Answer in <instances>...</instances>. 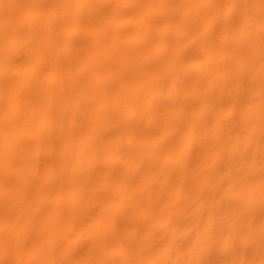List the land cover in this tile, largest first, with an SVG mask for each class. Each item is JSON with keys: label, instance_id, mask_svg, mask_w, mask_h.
Listing matches in <instances>:
<instances>
[{"label": "bare ground", "instance_id": "bare-ground-1", "mask_svg": "<svg viewBox=\"0 0 264 264\" xmlns=\"http://www.w3.org/2000/svg\"><path fill=\"white\" fill-rule=\"evenodd\" d=\"M13 1V0H12ZM18 1V0H17ZM35 1V0H34ZM37 1V0H36ZM79 1V0H78ZM90 1V6L93 4L92 2L94 1H99L98 3L100 2H104L106 3V5H100V7H97L98 9H103L104 7L107 8L105 9L103 12V14L101 16H93V17H88L86 19L87 22L86 23V28L88 27V30H86V34L84 37H82L81 39L79 40H74L72 38H69L68 41H67V37L64 35V37H66L65 39L62 38V34L61 33H58L59 35H61V39H59V36L58 34H56V37L54 38V40L56 41H59V40H63L62 42H60V45L62 48H59V46H57V51H58V55H56V57H54V59L50 60L48 59L49 61H52L51 64H46V62L44 64L48 65H53L54 66V70H55V73H52V76H50V74H45V70H38L36 71V74H34V77L30 76L32 79L30 81H26L18 76L20 75H17V73H12L8 78L6 79H1L0 80V182L2 181L3 178L7 177V176H10V175H15L16 173H19L15 178H13V182L10 181V183L16 185L21 183V180L22 179H25V177L28 175H31V171H36L37 168L35 169H32L33 167H39V165L37 164V166H35V160L37 158L40 159V157L43 155L45 156L47 150L49 149V152L51 153V155H53V152H54V155L57 154L58 152H60V147L65 143H69V148H71L72 146V152L74 151H79V153H72L70 154L69 157V165H68V168L62 170L61 172H63L64 175H66L65 178H62V179H65L64 182L65 184L64 185H70V186H76L75 188H71V192H70V196H61L57 195L58 199L55 200L58 201L57 203H60L59 206L57 207H54V214L49 212L47 209H45L43 206V209L45 214L47 216L50 217V215L52 217L51 220L49 221L48 225L46 227H42V228H37L35 229V233L36 234V237L41 233V238H45L43 237V232L45 230H49L51 231L52 230V227L55 222H56V219H58V217L55 219V215H56V210L57 209H62L63 207L62 206H66V204H69V205H72V210L74 211L75 207V201L77 199V197H80L79 195L80 194H83L84 196H86L85 198H87L88 200L91 199V198H98V194L96 193V189H95V186L99 185L100 183L96 184L97 181H101V182H104L106 185H105V191L104 193L106 194V197H110L112 195H116L118 197V199L122 200L123 198L126 197H129L130 194H132L133 192L137 191L138 190V187L136 185L137 183V180L139 178H137L136 176H132L128 173L129 170H136V171H140V174L141 175H145V173H149L151 170L153 171V169H156V168H159L162 167L161 165L163 164L164 165V161L167 159H165L164 155H165V152H167L166 150L170 148H175V151L176 149H180L182 148L183 151H181L183 154L182 155H179L177 154V157H172L174 159H171L167 162L166 164V168L165 170L167 169V171L171 172L170 174H174L175 177L173 178H178L176 181H177V184L179 186V182L182 183V181L188 176V179L191 177L190 174L192 173V169H194V167L192 168L193 166V163L191 162L192 160H190L191 158L193 159V161H195L194 163H196V158L197 157H202L203 158V155L206 154L209 155V152H211L212 148V144H211V134L209 133L210 136H206L204 137V139L198 143V144H194V145H190V143L186 142L185 144L184 143H181V141H179L183 135V133H181V129H183L185 131V127L188 125H190V123L192 124L194 121H193V117L194 118H197L199 115H200V112L202 108L200 107H194L195 109L192 111L191 110V107H193V105L191 104V102L189 101L188 98L194 96V95H198L197 99L200 98L201 102H202V105L207 102V101H210L212 102L213 98L215 99H221L220 96H222L220 93V91H218L219 87H213V88H205L204 87V78L207 76V73L210 72L208 71L209 69L211 70V68L209 69H200L198 71H195L194 69H185V65H183V62L186 64L187 62L186 61V58H190V56L192 54H196L197 52H200L202 53L203 51H207L208 49H206V47L210 46L209 43H212L213 40L211 41L210 39H212L211 35H204L206 37L202 38L200 37L198 40L197 38L194 39L195 37L194 36H197V35H193V33L191 34L190 32L191 31H194L195 33V28L197 29L196 26H198V21H194L196 23V25L194 26L192 23L194 22H190L192 21L191 18L193 17L194 18V15L197 17H202L203 15H197L199 12V9L198 7L195 8L197 9L198 13L193 12L192 10V13L191 15H193L192 17H189L188 15L189 12H191V6H195L196 7V4L195 1L197 2V4L199 3L198 1L199 0H184L182 1V4L180 3L181 1L180 0H177V2L179 1V5L176 4L177 2L174 1V0H171L172 2H176L174 3V5L171 4V1L169 0H161L162 2L160 3H157L155 0H80V2H78L76 5H75V8L77 10H72L74 12H72V14L70 13V17H71V20H73L72 16H74V14L77 15V13H81L82 14V11L85 10L86 6H87V2ZM211 1V0H210ZM225 1V0H224ZM223 1V2H224ZM263 1V0H262ZM261 1V2H262ZM0 2H6L5 0H0ZM25 2V1H24ZM32 2V1H31ZM39 2V1H38ZM205 2V1H204ZM217 2V1H216ZM215 2V3H216ZM227 2V1H226ZM232 5L236 4L239 2V0H232ZM249 2V1H248ZM252 2H254L252 0ZM1 3V4H2ZM40 3V2H39ZM61 2H59L60 4ZM96 3V2H95ZM240 3L242 4L243 1ZM247 3V2H246ZM37 6L39 4L35 3ZM64 4V3H63ZM158 4H161V5H158ZM192 4V5H191ZM202 4V3H201ZM211 4V3H210ZM61 5V4H60ZM59 5V7H60ZM67 5V4H66ZM89 5V4H88ZM94 5V4H93ZM223 5V4H222ZM3 6V5H2ZM37 6H36V9H37ZM41 7V5H39ZM58 6V5H57ZM77 6V7H76ZM192 6V7H193ZM209 6V5H208ZM220 6V5H219ZM229 7V5H226ZM231 6V5H230ZM238 6V5H237ZM241 6L240 8L243 9V5H239ZM244 6H245V3H244ZM262 6V5H261ZM264 6V5H263ZM13 7H16V6H13ZM12 7V8H13ZM52 7V6H51ZM62 7V6H61ZM67 7V6H65ZM203 7V5H202ZM214 8V6H212ZM256 7V5H255ZM46 8V7H45ZM50 8V7H49ZM70 8V7H69ZM93 8V7H92ZM200 8V7H199ZM224 8V7H223ZM251 8V7H250ZM51 9V8H50ZM87 9V8H86ZM181 9V10H180ZM205 9V8H204ZM220 9V7H219ZM225 9V8H224ZM245 9V8H244ZM255 9V8H254ZM33 10V9H32ZM53 10V9H52ZM57 10V9H56ZM64 10V9H63ZM68 10V9H67ZM93 10V9H92ZM183 10V11H182ZM210 10V9H209ZM223 10V9H222ZM239 10V9H238ZM260 10V9H259ZM180 12V14L178 15V13ZM189 11V12H188ZM221 11V10H220ZM224 11V10H223ZM263 11V10H262ZM6 12V11H5ZM50 12V11H49ZM52 12V11H51ZM77 12V13H76ZM87 12V11H86ZM178 12V13H177ZM182 12V13H181ZM187 12H188V15H187ZM210 12H213L212 10ZM209 12V13H210ZM218 12V11H216ZM227 12V11H226ZM237 12V10H236ZM39 13V12H38ZM54 13V12H53ZM61 13V12H60ZM69 13V12H68ZM89 13V11H88ZM195 13V14H194ZM208 13V12H207ZM206 13V14H207ZM220 13V12H219ZM234 13V12H233ZM3 14V12H2ZM90 14V13H89ZM100 14V13H99ZM105 14V15H104ZM55 15V14H54ZM67 15V14H66ZM72 15V16H71ZM87 15V14H86ZM85 15V16H86ZM91 15V14H90ZM95 15V14H94ZM104 15V16H103ZM178 15V16H177ZM190 15V16H191ZM219 15V14H218ZM221 15V14H220ZM228 15V14H227ZM32 16V15H31ZM58 16V15H57ZM64 16V15H63ZM83 16V15H82ZM84 16V17H85ZM103 16V17H102ZM180 16V17H179ZM209 16V15H208ZM217 16V15H216ZM226 16V15H225ZM229 16V15H228ZM34 17V16H33ZM45 17V16H44ZM81 17V16H80ZM224 17V16H223ZM222 17V18H223ZM208 18V17H207ZM215 18V17H214ZM235 18V17H234ZM237 18V17H236ZM232 19L230 18H226L225 21L228 20V24L227 22H225V26L227 28H231V26H238L236 25V23H238L237 19ZM239 18V16H238ZM1 19V18H0ZM5 19V18H4ZM33 18H31L32 20ZM42 19V18H41ZM60 19V17H59ZM75 19V18H74ZM77 19H78V16H77ZM105 19L106 22H103V20ZM126 19V20H125ZM197 19V18H196ZM200 19V18H198ZM204 19V17H203ZM201 19V20H203ZM217 19V18H216ZM225 19V18H224ZM264 19V18H263ZM37 20V18H36ZM56 20V19H55ZM54 20V21H55ZM67 20V19H66ZM79 20V19H78ZM190 20V21H189ZM195 20V19H193ZM214 19H212L213 21ZM258 20V19H257ZM45 21H46V18H45ZM70 21V20H69ZM77 20H75L74 22H76ZM83 21V20H81ZM101 22V23H98ZM122 21V22H121ZM160 21V22H159ZM162 21V22H161ZM179 21V22H178ZM205 21V19H204ZM219 22V20H217ZM222 21V20H221ZM9 22V21H8ZM51 22V21H50ZM48 20L45 24V27L47 29V32L52 28L51 26V23H50ZM215 22V21H214ZM223 22V21H222ZM221 22V23H222ZM262 22V21H261ZM260 22V23H261ZM1 23V22H0ZM5 23V22H4ZM40 23V22H39ZM45 23V22H44ZM71 24L73 22H70ZM80 23V22H79ZM162 23V24H161ZM178 23V24H177ZM180 23V24H179ZM193 25L194 29L191 27L190 25V28L189 26L187 27L186 25L190 24ZM194 23V24H195ZM256 23V22H254ZM264 23V22H263ZM6 24V23H5ZM32 24V23H31ZM65 24V23H64ZM63 24V25H64ZM69 24V22L67 23ZM66 24V25H67ZM77 24V23H75ZM161 24L162 25H167L165 26L166 27H169V28H166V30H164V26L161 27L159 26ZM169 24V25H168ZM202 24V23H201ZM208 24V22H207ZM258 24V22H257ZM262 24V23H261ZM39 25V24H38ZM81 25V24H80ZM172 27H171V26ZM210 25V23H209ZM263 25V24H262ZM4 26V25H3ZM72 25H70L71 27ZM76 26V25H75ZM211 26V25H210ZM257 26V25H256ZM259 26V25H258ZM9 27V26H8ZM41 27V26H40ZM60 27V26H59ZM69 27V26H68ZM81 27V26H80ZM158 27V29H156ZM161 28H164V29H160ZM173 27H176V30L175 28ZM185 27H187L185 29ZM225 27V28H226ZM252 27V26H251ZM3 28V27H2ZM32 28V27H31ZM36 28V26H35ZM44 28V27H43ZM77 28V27H76ZM82 28V27H81ZM143 28V29H142ZM170 28H173L175 31L172 32L171 34L168 33V31L171 30L173 31V29H170ZM239 29L241 27H238ZM238 28H237V32H238ZM259 28V27H258ZM264 28V27H263ZM18 29V28H17ZM39 30V28H37ZM67 29V28H66ZM84 29V28H83ZM183 29V31H182ZM185 30H188V34H186L187 32L184 31ZM202 29V28H201ZM200 29V30H201ZM207 29H209L207 27ZM233 29H236L235 27H233ZM12 30V29H11ZM14 30V29H13ZM33 30V29H32ZM57 30V29H56ZM55 30V31H56ZM63 32H64V29H62ZM68 31L67 32H70L69 29H67ZM73 31H75L74 29H72ZM79 30V29H78ZM157 30V31H156ZM163 30V31H162ZM212 30V29H211ZM15 31V30H14ZM12 31V32H14ZM37 31V30H36ZM42 31V30H41ZM40 31V32H41ZM52 31V30H51ZM50 31V32H51ZM161 31V32H160ZM167 33H166V32ZM198 31V29H197ZM202 31V30H201ZM208 31V30H207ZM215 31V30H214ZM236 31V30H235ZM34 32V31H33ZM32 32V33H33ZM185 32V34H184ZM200 32V31H199ZM212 32V31H211ZM239 34H240V37L239 38H236L233 39V41H231L229 44L233 43V47L235 49V47H240L239 49L242 50V52L244 50H248L250 48V45L248 47L247 44H252L253 43V46L255 44V46H260L264 43V36L261 35L262 33L259 32V30L257 31V29H254V28H241V30H239ZM11 31L9 32L8 28L5 26L4 27V30L0 29V61L5 57H8L9 59V56L10 57H19V58H28V56L31 55V52H19V54H11L9 53L10 50H9V41L10 39L12 38V33ZM39 33V32H38ZM37 33V34H38ZM46 33V32H44ZM166 33V34H165ZM66 34V32H65ZM68 34V33H67ZM72 34V32H71ZM74 34V33H73ZM146 34V36H149V38L147 40H144V43H141L140 44V40L142 39L143 40V35ZM208 34V33H207ZM231 34V33H230ZM41 35V34H40ZM45 35V34H44ZM47 35H51L50 34H47ZM55 35V34H54ZM187 35V38L189 37V35H191V42L196 40V42H190V40H187L186 36ZM232 35V34H231ZM37 36V35H35ZM58 36V37H57ZM76 36V35H75ZM171 36V37H169ZM201 36V35H199ZM210 36V37H208ZM39 37V36H38ZM71 37V35H70ZM208 37V38H207ZM214 37H215V34H214ZM29 38V37H28ZM26 38V39H28ZM59 40H58V39ZM74 38V37H73ZM210 38V39H209ZM233 38V36L230 38V40ZM13 39V38H12ZM15 39V38H14ZM20 39V37H19ZM19 39H16V41H18ZM31 39V38H30ZM35 39V38H34ZM49 39V38H47ZM187 44H186V41ZM190 39V38H189ZM194 39V40H193ZM205 40V44L208 43V46L206 47H203L204 44L202 42H200L199 40ZM207 39H209L211 42H208ZM39 40H42V38H39ZM45 41H47L46 39H43L42 40V43ZM64 40H66L65 42L66 43H63ZM71 40V41H69ZM73 42L76 41V43L78 42L79 43V46L78 43L77 45L74 44V43H70V42ZM107 40H109V42H106ZM201 40V41H202ZM235 40V41H234ZM14 40V42H16ZM49 41H53L52 39H49ZM54 41V42H56ZM229 41V40H228ZM34 42V41H33ZM69 42V43H67ZM190 42V43H189ZM201 44V45H198V43ZM246 42V45L243 44ZM249 42V43H247ZM12 43H13V40H12ZM17 43V42H16ZM19 43V41H18ZM27 43V42H26ZM41 43V45H42ZM109 43V44H108ZM214 43V42H213ZM21 44V42L19 43ZM18 44V45H19ZM34 44V43H33ZM72 44L73 46L77 47V48H73L72 47ZM216 44V43H215ZM227 44V45H229ZM243 44V45H242ZM257 44V45H256ZM260 44V45H258ZM15 45V44H14ZM26 45V44H25ZM32 46V44H30ZM56 45H58L56 43ZM148 45H151L150 46V49H148ZM213 46V44H211ZM232 45V44H231ZM245 45V46H244ZM12 46V45H11ZM22 46V45H21ZM39 46V45H38ZM43 46V45H42ZM51 46H53L51 44ZM66 46V47H64ZM147 46V49L148 50H154V54H152V57L150 59V56H148L147 54V50H145L144 48H146ZM243 46V47H241ZM263 46V45H262ZM19 48V46H17ZM16 47V48H17ZM25 47V46H24ZM23 47V48H24ZM48 47V46H47ZM54 47V46H53ZM216 47V46H214ZM230 47V45H229ZM246 47V48H245ZM17 48V49H18ZM22 48V47H20ZM49 48V47H48ZM55 48V47H54ZM116 48H119L122 50H124V52L120 55L119 53L115 52L116 51ZM205 48V49H204ZM210 48V47H209ZM33 49V48H32ZM37 49V48H36ZM40 49V50H39ZM42 48H38L37 51H41L43 52V56H50V54H46L44 51L41 50ZM52 49V48H51ZM144 49L145 51L142 52ZM227 49H228V46H227ZM45 50V49H44ZM50 50V49H49ZM56 50V49H55ZM53 50V51H55ZM118 50V49H117ZM121 50V51H122ZM169 50V51H168ZM216 51L219 50V49H215ZM247 50L245 52H247ZM258 50V49H257ZM14 51V50H13ZM47 51V50H46ZM193 51V52H192ZM213 51V50H212ZM224 51V50H222ZM232 51V50H231ZM264 51V50H263ZM32 55L33 57H38V52L36 51H32ZM48 52V51H47ZM50 52V51H49ZM167 52V53H166ZM215 52V51H214ZM45 53V54H44ZM231 53V52H230ZM228 53V54H230ZM253 53V52H252ZM52 54V53H51ZM118 54V55H117ZM241 54V53H240ZM199 55V54H198ZM242 55V54H241ZM249 55V54H248ZM41 56V55H39ZM122 56H125L124 59L126 58V56H128L130 58V62L128 63V65L126 64H122V62L124 61H120V58ZM172 56V57H171ZM174 56V57H173ZM194 55H192L191 57H193ZM196 56V55H195ZM216 56V55H215ZM238 56V55H237ZM258 56V55H257ZM31 57V61L30 63H36V60L35 58ZM149 57V59H148ZM205 57V56H204ZM33 58V59H32ZM44 58V57H43ZM49 58V57H48ZM123 58V57H122ZM175 58V59H174ZM207 58V56H206ZM244 59V57H241ZM239 59L237 58L238 60H242V59ZM250 58V57H249ZM47 59V58H46ZM174 59V61H173ZM214 59V58H213ZM216 59V58H215ZM232 59V58H231ZM256 59V57H255ZM13 60V59H12ZM20 60V59H18ZM24 60V59H23ZM126 60V59H125ZM195 60V59H194ZM234 60V59H233ZM250 60V59H248ZM258 60V59H257ZM256 60V62H257ZM3 61V60H2ZM6 61V60H5ZM43 61V60H42ZM199 61V60H198ZM202 61H203V58H202ZM215 61V60H214ZM240 61L238 64H240ZM243 61V60H242ZM252 61V60H251ZM23 62V61H22ZM29 62V61H28ZM48 62V61H47ZM189 62V61H188ZM193 62V61H192ZM191 62V63H192ZM201 62V61H200ZM208 62V61H207ZM213 62V61H212ZM218 62V61H217ZM220 62V61H219ZM219 62H218V66H219ZM224 62V61H223ZM233 62V61H232ZM232 62H229V64L227 62H225L224 65H227V67L231 66ZM235 62V61H234ZM245 62H248V61H245ZM250 62V61H249ZM248 62V63H249ZM37 63H39V61L37 60ZM41 63V62H40ZM43 63V62H42ZM41 63V65H42ZM125 63V62H124ZM189 63V64H191ZM236 63V62H235ZM234 63V64H235ZM6 64V62H5ZM222 64V63H221ZM254 64V63H253ZM33 65V64H31ZM36 65V64H35ZM188 65V64H187ZM193 65V64H192ZM197 65V63H196ZM201 65V63H200ZM236 65V64H235ZM234 65V66H235ZM9 66V65H8ZM222 66V65H221ZM220 66V67H221ZM222 66V67H223ZM233 66V65H232ZM237 66V65H236ZM239 66V65H238ZM246 66V65H245ZM1 67V66H0ZM29 67V66H28ZM31 67V66H30ZM38 67V66H37ZM35 66V70L37 68ZM43 67V66H42ZM52 67V66H51ZM50 67V68H51ZM187 67V66H186ZM199 67V66H198ZM215 67V65L213 66ZM219 67V68H220ZM221 67V68H222ZM226 66H224V68L226 69L227 68ZM253 67V66H252ZM41 68V67H40ZM49 68V69H50ZM208 68V67H207ZM217 69V65L215 67ZM222 68V70L224 69ZM235 68V67H234ZM246 68V67H245ZM6 69V68H5ZM26 69V68H25ZM32 68H30L31 70ZM52 69V70H53ZM144 69H151L153 72H155L157 74V80H156V86H160L159 88L160 89H163L164 87H168V88H171V91L172 92V95L167 99L165 100V110L163 111V115H167V110L168 113H172L175 117V120L174 121H169L167 120L168 122H174L172 125L174 126H169L170 129L168 128V124L170 125V123H166L167 126H165V128L163 129H167L168 128V131H164L163 129H161V127L159 125H157L156 123L154 124H150L148 128H142L140 123L141 121H137L136 118L134 119V116L131 115L132 113H135V111H139L142 113L145 114L146 117L144 118H151L150 114L151 112L153 111V108L157 107L156 104L153 103V99H149L147 98L148 97V93L150 92V90H148V87H145L143 84H141L138 80H137V75L139 74V72L143 71ZM228 69V68H227ZM244 69V67H243ZM12 72H13V68L11 69ZM10 70V71H11ZM29 70V69H28ZM34 69H32L33 71ZM48 70V69H46ZM150 70V71H151ZM242 70V69H241ZM9 71V73H10ZM31 71V72H32ZM74 71V72H73ZM149 71V72H150ZM151 71V72H152ZM5 72V71H4ZM3 72V73H4ZM16 72V70H15ZM30 72V71H29ZM34 72V71H33ZM50 72V71H49ZM147 72V71H146ZM245 72V71H244ZM1 73V72H0ZM6 73V72H5ZM144 73V72H143ZM243 73V72H242ZM29 74V73H28ZM101 74H105L103 76H107L105 77L106 80H108L109 82V87L107 86H104L102 85L100 82H102L101 80L98 81V80H95L96 78H98ZM244 74V75H243ZM241 74L240 72H238V70L235 69V71L232 72L231 76H230V79H232V81L236 78L237 80L239 79H245L246 80V77H247V74L243 73ZM141 75H143L141 73ZM140 75V76H141ZM5 76V74H4ZM61 76V77H60ZM123 76H128V78L124 79ZM145 76V75H144ZM155 76V75H154ZM178 76V77H177ZM249 76H252L253 79H251V77H247V78H250L251 79V82L255 83L254 85L252 84L253 87H257V90H258V86H261L262 87V91L264 90V77H261V78H258L256 76H253V75H249ZM22 77V76H21ZM74 77H80V78H84L82 81L80 80V83L79 86H70L69 85L71 84V81ZM123 77V78H122ZM143 77V76H142ZM238 77H242V78H238ZM256 77V78H255ZM62 78L64 79V81L62 80ZM104 78V77H103ZM108 78V79H107ZM140 78V77H139ZM147 78V77H146ZM154 78V77H153ZM61 79V80H60ZM99 79V78H98ZM145 80V77L143 78ZM142 79V80H143ZM235 79V80H236ZM29 80V78H28ZM92 80V82L94 81L95 84H88L87 83H90ZM128 80L130 81H134L132 84H126V82H129ZM141 80V79H140ZM141 80V82H142ZM143 80V81H144ZM154 80V79H153ZM253 80V81H252ZM65 84H62L63 82ZM150 81V79L148 80ZM67 82H69L67 84ZM74 82V81H73ZM79 82V81H78ZM137 82V83H136ZM207 82V81H206ZM100 83V84H99ZM131 83V82H130ZM67 84V85H66ZM87 85V86H86ZM146 85V84H145ZM154 85V84H153ZM65 86H68V91H67V87ZM149 86V84H148ZM155 85L154 87L157 88ZM251 87V89L253 88ZM150 88V87H149ZM260 88V87H259ZM124 89H127V93L125 91H123ZM67 92H65V91ZM261 90V88H260ZM261 91V93H262ZM129 92V94H128ZM157 92V91H156ZM219 92V93H218ZM224 92V91H223ZM251 92V91H250ZM164 93V91L162 92ZM170 93V92H169ZM257 93V92H256ZM260 93V92H259ZM264 93V91H263ZM68 94V95H67ZM161 94V93H160ZM220 96H219V95ZM225 94V92H224ZM249 94V93H248ZM252 94V93H251ZM258 94V93H257ZM128 95V97H126ZM169 95V94H168ZM68 96V97H67ZM70 96V97H69ZM165 96V95H164ZM185 96H188L186 99H185ZM219 96V98H217ZM246 96V95H245ZM250 96V94H249ZM163 97V95H162ZM196 97V96H195ZM224 97V96H223ZM158 98V97H157ZM244 98V97H243ZM164 99V98H163ZM214 99V100H215ZM147 100V101H146ZM158 100V99H157ZM161 100V99H160ZM72 102V103H71ZM200 102V103H201ZM210 102H208L210 104ZM219 102V100H218ZM70 103L72 104L71 106ZM198 103V102H197ZM69 104V105H68ZM190 104L192 105L190 107ZM207 107V103H205ZM214 104V103H213ZM216 104V103H215ZM261 104V103H260ZM162 105V104H161ZM261 106V105H260ZM72 108H75V110H72ZM161 108V107H160ZM164 108V107H163ZM262 108V107H261ZM172 112H171V111ZM204 110V108H203ZM9 112H15L13 115L9 114ZM260 112V111H259ZM255 113V114H252L253 116L250 118V116L245 119V121L247 120H253L255 121V123L259 120H260V117H261V113H262V110L260 113ZM212 113V112H211ZM136 114V113H135ZM160 114V113H159ZM162 114V113H161ZM198 114V116H196ZM204 114V113H202ZM202 114L200 116H202ZM205 114H208V113H205ZM212 115V114H211ZM169 116V115H167ZM171 116V115H170ZM196 116V117H195ZM206 117V115H205ZM264 117V116H263ZM143 118V119H144ZM157 118V117H156ZM262 118V117H261ZM153 119V118H152ZM198 119V118H197ZM200 119V118H199ZM204 119V118H203ZM257 121H256V120ZM259 119V120H258ZM264 119V118H263ZM64 120V121H63ZM140 120V119H139ZM162 120V119H161ZM165 120V119H164ZM206 120V119H205ZM208 120V119H207ZM214 120V118H213ZM249 120V121H250ZM251 120V121H252ZM157 121V120H156ZM155 121V122H156ZM163 121V120H162ZM161 121V122H162ZM193 121V122H192ZM201 121V119H200ZM203 121V120H202ZM247 121V122H249ZM250 121V122H251ZM145 122V121H143ZM198 122V121H197ZM257 122V123H258ZM142 123V122H141ZM202 123H205L204 121ZM210 123V122H209ZM214 123V122H213ZM221 123V122H220ZM264 123V122H262ZM148 124V123H147ZM146 124V125H147ZM161 124V123H160ZM196 124V123H195ZM194 124V125H195ZM208 124V123H207ZM217 124V123H216ZM254 124V123H252ZM260 124V122H259ZM61 127H59V126ZM143 125V123H142ZM193 125V126H194ZM222 125V124H221ZM255 125V124H254ZM261 125V124H260ZM187 126V127H188ZM191 126V125H190ZM191 126V127H193ZM197 126V125H196ZM205 125H203L204 127ZM215 126V124H214ZM214 126H210L209 128H213ZM223 126V125H222ZM259 126V125H257ZM160 127V128H159ZM174 127V128H173ZM190 127V128H191ZM200 127V126H199ZM208 127V126H207ZM189 128V129H190ZM218 128V126H217ZM220 128V127H219ZM194 129V128H193ZM197 129V128H196ZM204 129V128H203ZM206 129V128H205ZM208 129V128H207ZM206 129V130H207ZM257 129V128H256ZM37 130V134L39 136H36V134H32L34 133V131ZM187 130V129H186ZM205 130V131H206ZM215 130V128H214ZM170 131H174L173 133H170ZM213 131V130H212ZM29 132V133H28ZM191 132V131H190ZM31 133V134H30ZM193 133V132H192ZM188 134V132H187ZM215 134V133H214ZM217 134V133H216ZM191 135V134H190ZM200 135V134H199ZM219 135V134H218ZM260 135V136H259ZM259 137L260 139L264 140V124L263 126L259 127ZM193 136V135H192ZM196 136V135H195ZM203 136V135H202ZM224 136V135H223ZM227 135H225L226 137ZM191 137V136H189ZM224 137V138H225ZM187 138V137H186ZM185 138V139H186ZM212 138H215V137H212ZM190 139V138H189ZM193 139V138H191ZM218 139V137H217ZM222 139V138H221ZM227 139V138H226ZM259 139V138H258ZM201 140V139H200ZM214 141V140H213ZM216 141V139H215ZM226 141V140H224ZM197 142V141H196ZM250 142V141H249ZM247 142L246 144V147L248 146V144L251 146L252 143H249ZM253 142V141H251ZM259 142V141H258ZM82 143V144H81ZM245 143V141L243 142ZM192 144V143H191ZM263 144V143H261ZM63 145V146H64ZM182 145L184 146V148L182 147ZM57 146V147H55ZM68 146V145H67ZM217 146V145H216ZM224 147V146H222ZM59 148V150L57 149ZM62 148V147H61ZM64 148V147H63ZM67 148V147H66ZM68 149H62V152L66 151L68 153ZM216 148V147H215ZM243 148V147H242ZM248 148V147H247ZM246 148V149H247ZM52 149H57L56 151L53 150V152H51ZM77 149V150H76ZM252 149V148H251ZM181 150V149H180ZM215 150V149H214ZM220 150V149H218ZM238 150V149H237ZM264 150V149H263ZM120 151L122 152V154L119 156L120 154ZM179 151V150H178ZM177 151V152H178ZM56 152V153H55ZM61 152V153H62ZM213 152V151H212ZM220 152V151H219ZM239 152V151H237ZM263 152V151H262ZM49 153V154H50ZM59 153V154H61ZM108 154L110 155L111 157V161H104L101 159V154ZM215 153V151H214ZM221 153V152H220ZM252 153V151H251ZM250 152H248L247 150L241 151V154L239 153V155L241 157H245L246 155L248 154H251ZM254 153L258 154L257 152L254 151ZM261 153V152H259ZM118 156L116 157L115 156ZM168 154V153H167ZM174 154V153H173ZM181 154V153H180ZM189 154V155H188ZM232 154V153H231ZM256 154H255V157H256ZM262 154V153H261ZM63 155V154H62ZM179 155V156H178ZM217 155V154H216ZM233 155V154H232ZM253 155V154H252ZM251 155V156H252ZM57 156V155H56ZM59 156V155H58ZM122 156V157H121ZM167 157H169L168 155H166ZM173 156V155H172ZM221 156V155H220ZM224 156V155H222ZM249 156V155H248ZM247 156V157H248ZM254 156V155H253ZM17 157V159L15 158ZM49 157V156H48ZM55 157V156H54ZM62 157V156H61ZM106 157V156H105ZM171 157V156H170ZM205 157V156H204ZM215 157V156H214ZM217 157V156H216ZM232 157V156H231ZM259 157V155H258ZM261 158H263L262 156H260ZM13 158V159H12ZM58 158V157H57ZM104 158V157H103ZM200 158L197 159V161L199 162L200 161ZM201 158V159H202ZM210 158V157H209ZM220 158V157H219ZM242 158V159H243ZM15 159V161H13ZM65 159V158H64ZM213 159V158H212ZM216 159V158H215ZM225 159V158H223ZM236 159V158H235ZM248 159V158H247ZM260 159V158H259ZM190 160V161H189ZM226 160V159H225ZM232 160V159H231ZM251 160V159H250ZM263 160V159H262ZM65 161V160H64ZM167 161V160H166ZM209 161V160H208ZM233 161V160H232ZM232 161L231 164H232ZM235 161V160H234ZM238 161V159L236 160ZM240 161V160H239ZM238 161V162H239ZM245 161V159H244ZM249 161V160H248ZM246 161V162H248ZM252 161H253V158H252ZM261 161V160H260ZM40 162V161H39ZM59 162V161H58ZM145 162V163H144ZM207 162V161H206ZM211 162V161H210ZM42 163V162H41ZM56 162L54 161L53 157L50 156L47 161L41 166L43 167L44 169H48V168H52L51 170H53L52 173H55L56 174V171L59 169V168H62V166L58 163L57 165L55 164ZM224 163V162H223ZM241 163V162H240ZM243 163V162H242ZM249 163V162H248ZM256 163V162H255ZM258 163V161H257ZM192 164V165H191ZM209 164V163H208ZM216 164V163H215ZM226 164V162H225ZM235 164V162L233 163ZM239 165V163H236ZM261 164V163H260ZM259 164V165H260ZM221 165V164H220ZM195 166V165H194ZM197 166V165H196ZM200 166V164H199ZM235 166V165H234ZM241 166V164H240ZM216 167V166H215ZM222 167V166H221ZM224 167V166H223ZM227 167V166H226ZM239 167V166H238ZM42 168V169H43ZM65 168V167H64ZM219 168V167H218ZM245 167L243 166V169ZM257 168V167H256ZM263 168V167H262ZM39 169V168H38ZM147 169V170H145ZM205 169V168H204ZM213 169V168H211ZM224 169V168H223ZM240 170V168H238ZM237 169V170H238ZM40 170V169H39ZM50 171V169H48ZM146 172H145V171ZM164 170V171H165ZM207 170V169H205ZM218 170V169H217ZM225 170V169H224ZM246 170V169H245ZM142 171H144V173H141ZM166 171V172H167ZM191 171V173H190ZM194 171V170H193ZM199 171V169L197 170V172ZM203 171V170H202ZM212 170H210V173H211ZM31 172V173H30ZM38 172V171H37ZM44 172V171H43ZM60 172V171H59ZM196 172V173H197ZM206 172V171H205ZM218 172V171H217ZM226 172V171H225ZM247 172V171H246ZM249 172V171H248ZM262 172V171H261ZM41 173V172H40ZM49 173V172H47ZM139 173V172H138ZM161 173V172H160ZM199 173V172H198ZM203 173V172H201ZM215 173V172H214ZM221 173V172H220ZM233 173V172H232ZM231 173V174H232ZM238 173V172H237ZM251 173V172H250ZM260 173V172H258ZM33 174V173H32ZM39 174V173H38ZM45 173H43L44 175ZM50 174V173H49ZM59 174V173H58ZM61 174V173H60ZM129 174V175H128ZM134 174V173H133ZM165 174V173H164ZM188 174V175H187ZM195 174V172L192 173V176ZM207 174V173H206ZM213 174V173H212ZM216 174V173H215ZM219 174V173H218ZM226 174V173H225ZM241 176H244V174L240 173ZM257 174V173H256ZM62 175V174H61ZM152 175V174H151ZM156 175V173H155ZM158 175V174H157ZM202 175L203 177V174H200V176ZM205 175V174H204ZM208 175V174H207ZM211 175V174H210ZM209 175V176H210ZM221 175V174H220ZM229 175V174H228ZM238 175V174H237ZM24 176V177H23ZM27 176V177H28ZM165 176H168V172ZM195 176V175H194ZM191 177L190 180H192L193 182V179L196 180V177ZM199 176V175H198ZM206 176V175H205ZM219 176V175H218ZM230 176V175H229ZM256 176V175H254ZM53 177V176H52ZM57 179L58 178H61L60 176H55ZM139 177V176H138ZM212 177V176H211ZM237 177V176H236ZM235 177V178H236ZM54 178V177H53ZM145 178V177H143ZM159 179V177H157ZM156 178V180H157ZM162 178V177H161ZM181 178V180H180ZM193 178V179H192ZM205 178V177H204ZM28 179V178H27ZM99 179V180H98ZM142 179V178H141ZM167 179V178H166ZM169 179V178H168ZM198 179V178H197ZM202 179V178H201ZM219 179V178H217ZM221 179V178H220ZM252 179V178H250ZM258 179V178H257ZM6 180V179H5ZM8 180V179H7ZM6 180V181H7ZM10 180H12V178H10ZM34 180V179H33ZM42 180V179H41ZM130 180V181H129ZM150 180V179H149ZM148 180V181H149ZM152 180V179H151ZM206 180H210V179H206ZM205 180V181H206ZM224 180V179H223ZM249 180V179H248ZM260 180V179H259ZM32 181V179H31ZM51 181V180H50ZM55 181V180H54ZM58 181V180H56ZM63 181V180H62ZM99 181V182H100ZM155 181V180H154ZM175 181V182H176ZM198 181V180H197ZM196 181V183H197ZM211 181H214V180H211ZM4 182V181H3ZM2 182V183H3ZM27 182V180H26ZM38 182V181H37ZM43 182V181H42ZM78 182H81L83 183V185H78ZM140 182V181H139ZM146 182V181H145ZM153 182V181H152ZM161 182V180H160ZM159 182V183H160ZM173 182V181H172ZM184 182V181H183ZM204 181H201L200 183L201 184H205L203 183ZM208 182V181H207ZM36 183V182H35ZM34 183V184H35ZM49 183V182H47ZM53 183V182H52ZM58 183V182H57ZM143 183V182H142ZM187 182H185L184 184H186ZM189 183V182H188ZM187 183V184H188ZM212 183V182H211ZM240 183V182H239ZM30 184V183H29ZM28 184V185H29ZM41 184V183H40ZM80 184V183H79ZM147 184V183H146ZM150 184V183H149ZM152 184V183H151ZM150 184V185H151ZM154 184V183H153ZM176 183H174L175 185V188L173 190L175 191H171V195L177 191L176 190ZM186 184V185H187ZM190 184V183H189ZM200 184V185H201ZM215 184V183H214ZM249 184H251L249 182ZM247 184V185H249ZM7 185V184H6ZM5 185V186H6ZM20 185V184H19ZM27 185V184H26ZM213 185V183H212ZM211 185V186H212ZM219 185V184H218ZM222 185V184H221ZM235 185V184H234ZM240 185V184H239ZM1 186V184H0ZM3 186V185H2ZM32 186V185H31ZM43 186V185H42ZM62 186V184L60 185V187ZM170 186V185H169ZM180 186L182 187V190H183V193H180L182 192L181 191V188ZM179 186V192H176V193H179L178 195L176 196V199L174 198L175 195L171 198L170 196V189L167 190V196L169 195L171 199L168 200V202L171 203L172 206H170V203L167 202L165 208L167 207L166 210V213H165V216L163 215V213H159V216L162 215L164 217L168 216V214H170L169 217H166V220H164V222L159 218L157 219L156 216H155V213L156 212H162L163 209L161 207H158L160 208L159 210L160 211H156L155 209L157 208H154V209H151V210H155L154 213L151 214V217L145 219L146 221V224L145 221L143 220V222H140L139 219H138V216L137 214H132V212H127L126 213V210H121V213L122 211L125 212L126 214V217H128V220L124 219L127 221H125V224H128L129 222L131 223L130 221V218L132 216H135L136 218V221L133 222L134 223H142L144 225H146L147 228H152V230L154 229H157V228H162V230H164L165 232L168 233V231H171L170 235L168 233V237L170 236H173L171 234H174V230H176V226L174 227L173 226V231L170 230V226H172V223H171V219L173 217L172 213H170L171 209L168 210V207H173L174 205H177L179 204L180 202H183L184 198L183 199H178V196H180V194H182L183 196H180L179 198H182V197H185L187 193H185L186 190H184L183 188L187 187L182 184H180ZM193 186V185H192ZM204 186V185H203ZM206 186V185H205ZM204 186V187H205ZM223 186V185H222ZM246 186V185H244ZM243 186V187H244ZM7 187V186H6ZM14 187V186H13ZM22 187V186H21ZM33 187V186H32ZM31 187V188H32ZM45 187V186H44ZM82 187V188H80ZM149 187H152V186H149ZM148 187V188H149ZM220 187V186H219ZM3 188V187H2ZM10 188H12V186H10ZM29 188V187H28ZM42 188V187H41ZM69 188V186H68ZM67 188V189H68ZM70 188H69V191H70ZM80 188V189H79ZM103 188V186H102ZM146 188V187H145ZM158 188V187H157ZM190 188V187H189ZM188 188V189H189ZM202 188V186H201ZM207 188V187H206ZM232 188V187H231ZM238 188V187H237ZM7 189V188H6ZM44 188L41 189V192ZM52 189V188H51ZM61 189H65L64 188H61ZM66 189V190H67ZM99 189V188H98ZM150 189V188H149ZM167 189V188H166ZM203 189V188H202ZM246 189V188H245ZM1 190V189H0ZM4 190V189H3ZM2 190V191H3ZM14 190V189H13ZM12 190V191H13ZM29 190V189H28ZM27 190V191H28ZM58 190V189H57ZM60 190V188H59ZM80 190V192H79ZM162 190V189H161ZM160 190V191H161ZM221 190V189H220ZM230 190V189H228ZM243 190V189H242ZM11 191V190H10ZM37 191V190H36ZM48 191V190H46ZM52 191V190H51ZM56 191V190H55ZM140 191V190H138ZM145 191V190H143ZM159 191V193H160ZM192 191V190H191ZM195 191V190H194ZM225 191V190H224ZM244 191V190H243ZM249 191V190H248ZM4 192L6 193L5 197L2 195L1 191H0V197L1 195L4 197V204H6L7 206L6 207H11V204L13 203V201L15 200H18L19 199V195H20V192L18 193V198L17 196L15 197L14 195V198L10 197L7 195V192L6 190H4ZM9 192V191H8ZM35 192V191H34ZM39 192V191H38ZM57 192H60V191H57ZM65 192V191H64ZM63 192V193H64ZM132 192V193H131ZM148 192V191H147ZM150 192H154V191H150ZM149 192V193H150ZM165 192V191H164ZM198 192V190H197ZM205 192V191H204ZM203 192V193H204ZM223 192V191H222ZM227 192V191H226ZM236 192V191H235ZM11 193V192H10ZM8 193V194H10ZM17 193V192H16ZM29 193V192H28ZM27 192H22V194L20 195L22 197V201L21 203H24L26 205H29L31 202V199H26L24 201V196L28 194ZM48 193V192H47ZM68 193V192H67ZM130 193V194H129ZM185 193V194H184ZM195 193V192H194ZM193 195L192 198L196 197V193ZM201 193V192H198V194ZM233 193V192H232ZM33 194V193H32ZM36 194V193H35ZM38 194V193H37ZM52 194V193H50ZM54 194V193H53ZM66 194V193H65ZM100 194V193H99ZM140 194V193H139ZM144 194V193H142ZM152 195H156V192L151 193ZM161 194V193H160ZM189 194V193H188ZM202 194V193H201ZM200 194V195H201ZM207 194V193H206ZM209 194V193H208ZM212 194V193H211ZM217 194V193H216ZM236 194V193H235ZM245 194H247L245 192ZM249 194V193H248ZM257 194V193H256ZM31 195V194H30ZM29 195V198H31V196ZM41 195V193L38 195V197ZM55 195V194H54ZM64 195V194H63ZM150 195V194H149ZM155 195L150 198H148L149 200V203H151L152 201L151 200H154L153 198L155 197ZM199 195V196H200ZM223 195V194H221ZM254 195V194H253ZM34 196V195H33ZM36 196V195H35ZM34 196V198H35ZM45 196V194H44ZM47 196V195H46ZM53 196V195H52ZM83 196V197H84ZM100 196V195H99ZM102 196V195H101ZM143 196V195H142ZM191 196V195H190ZM198 197V200L196 198L193 199L194 202H202L201 205L205 204L206 205L208 204V202L210 203V200L209 198H207V202H205L204 200L206 199H201V201H199V198L201 197ZM206 196V195H205ZM214 196V195H213ZM235 197V195H233ZM244 196V195H243ZM10 197V199H9ZM37 197V198H38ZM51 197V196H50ZM103 197V196H102ZM105 197V195H104ZM117 197H116V200H117ZM132 197V196H131ZM140 197V196H139ZM148 197V196H147ZM203 197V196H202ZM207 197V196H206ZM210 197V196H209ZM219 197V196H218ZM217 197V198H218ZM223 197V196H222ZM264 197V196H263ZM17 198V199H16ZM33 198V197H32ZM40 198V197H39ZM42 198H43V195H42ZM56 198V197H55ZM84 198V199H85ZM114 198V197H113ZM143 198V197H142ZM152 198V199H151ZM159 198V196H158ZM225 198V197H224ZM243 198V197H242ZM246 198V196H245ZM36 199V198H35ZM35 199H33V203L35 202ZM135 199V198H133ZM167 199V198H166ZM174 199V201H173ZM211 199V198H210ZM216 199V197H215ZM219 199V198H218ZM221 199V197H220ZM229 199V198H227ZM251 199V198H250ZM2 200V198H1ZM45 200H46V197H45ZM54 200V199H53ZM81 200V199H80ZM92 200V199H91ZM102 200V199H101ZM115 200V202H116ZM143 200L145 201V199L143 198ZM160 200V198H159ZM165 200V199H164ZM163 200V201H164ZM172 202H171V201ZM188 200V199H187ZM204 202H203V201ZM252 200V199H251ZM259 200V199H258ZM24 201V202H23ZM40 201V200H39ZM47 201L50 203V201L47 199ZM104 201V200H103ZM113 201V200H112ZM110 201L112 204L114 202ZM136 201V200H135ZM143 201V202H144ZM155 201V200H154ZM158 201V200H157ZM161 201V200H160ZM212 201V200H211ZM225 201V200H224ZM236 201V199H235ZM238 201V200H237ZM241 202V200H239ZM246 201V199H245ZM38 202V201H36ZM94 202V201H93ZM100 202V201H99ZM109 202V200H108ZM109 202V203H110ZM118 202V201H117ZM147 202V201H146ZM159 202V201H158ZM157 202V203H158ZM165 202V201H164ZM193 202V204H194ZM214 202V201H213ZM232 202V201H230ZM229 202V203H230ZM250 202V201H249ZM1 203H3L1 201ZM19 203V202H18ZM39 203H43V202H39ZM56 203V204H57ZM91 203V202H90ZM103 203V202H102ZM110 203V204H111ZM122 203V202H121ZM131 203V202H130ZM156 203V204H157ZM185 203V202H184ZM228 203V204H229ZM233 203V202H232ZM230 203V204H232ZM3 204V205H4ZM36 206L38 205V203H35ZM53 204V202H52ZM51 204V206H53ZM94 204V203H93ZM106 204V203H105ZM139 204V202H138ZM141 204V203H140ZM144 204V203H143ZM147 204V203H146ZM160 204V202L158 203V205ZM186 204V203H185ZM192 204V205H193ZM212 204V203H211ZM215 204V203H214ZM225 204V203H224ZM227 204V205H228ZM237 204V203H236ZM239 204V202H238ZM242 204V203H241ZM18 205V204H17ZM44 205V204H43ZM48 205V203H47ZM58 205V204H57ZM77 205V204H76ZM109 205V204H108ZM122 205V204H121ZM150 205V204H149ZM148 205V206H149ZM163 205V204H162ZM182 205V203H181ZM217 205V204H216ZM246 205H248L246 203ZM245 205V206H246ZM23 206V205H22ZM25 206V205H24ZM99 206V205H98ZM114 206V205H113ZM124 206V204H123ZM141 206V205H140ZM139 206V207H140ZM147 206V207H148ZM189 206V205H188ZM210 206V205H209ZM222 206V205H221ZM244 206V205H243ZM2 205H0V209H1V212H2ZM15 207V206H14ZM19 207V206H18ZM31 206H29L30 208ZM38 207V206H37ZM40 207V206H39ZM102 207V206H101ZM105 207V206H104ZM108 207V206H107ZM111 207V206H110ZM118 207V206H117ZM152 207L151 205L149 206V208ZM157 207V206H156ZM169 207V208H170ZM175 207V206H174ZM183 207V206H182ZM186 207V206H184ZM207 207V206H206ZM211 207V206H210ZM216 207V206H215ZM231 207V206H230ZM234 207V205H233ZM239 207V206H238ZM22 209V207H20ZM27 208V207H25ZM32 208V207H31ZM47 208V206H46ZM52 208V207H51ZM82 208V207H80ZM79 208V209H80ZM86 208V206H85ZM148 208V209H149ZM153 208V207H152ZM179 208H181V206H179ZM213 208H214V205H213ZM223 208V207H221ZM235 208V207H234ZM10 208H8L9 210ZM14 209V208H13ZM24 209V208H23ZM40 209V208H38ZM42 209V208H41ZM78 209V208H77ZM142 209V208H141ZM140 209V210H141ZM162 209V210H161ZM201 209V207H200ZM216 209V208H215ZM228 209V208H227ZM244 209V208H243ZM7 210V212H8ZM30 210V209H29ZM37 210V209H36ZM35 210V212H36ZM50 210V209H49ZM81 210V209H80ZM102 210V209H101ZM134 210V209H133ZM132 210V211H133ZM143 210V209H142ZM163 210V211H165ZM179 210V209H178ZM182 210V209H181ZM185 210V209H184ZM213 210V209H212ZM225 210V209H224ZM248 210V209H247ZM5 211V210H4ZM22 211V210H21ZM32 211V210H31ZM41 212V210H39ZM43 211V210H42ZM60 211V210H59ZM83 211V210H82ZM89 211V210H87ZM95 211V210H94ZM105 211V210H104ZM111 211V210H110ZM136 211V210H135ZM149 211V210H147ZM146 211V212H147ZM168 211H170L169 213H167ZM193 210H191V213H192ZM201 211V210H200ZM203 211V210H202ZM220 211V210H219ZM232 211V210H231ZM235 210H233L234 212ZM10 212H11V209H10ZM44 212H42L44 214ZM58 212V211H57ZM91 212V211H90ZM116 212V211H114ZM118 212V210H117ZM140 211L138 210L137 213H139ZM144 212V211H142ZM189 212V211H188ZM205 212V210L203 211ZM210 212V211H209ZM230 212V211H229ZM243 212V211H241ZM246 212V211H245ZM21 213V212H20ZM19 213V214H20ZM23 213L25 214V219H27V216L29 215V211H28V215L26 216V213H27V210L24 209ZM31 213V212H30ZM34 213V212H33ZM73 213V212H72ZM79 213V211L77 212ZM76 213V214H77ZM101 213V211H100ZM174 213V212H173ZM179 213V211H178ZM182 213V212H180ZM202 213V212H201ZM200 213V214H201ZM218 213V212H217ZM3 214V213H2ZM5 214V213H4ZM12 216H13V213H11ZM36 214V213H35ZM44 214V216H45ZM61 214V213H59ZM75 214V215H76ZM91 214V213H90ZM104 214V213H103ZM119 214V213H118ZM187 214V213H186ZM204 214V213H203ZM215 215V213H213ZM221 214V213H219ZM225 214V213H224ZM231 214H233L231 212ZM253 214V213H252ZM10 215V213L8 214ZM16 215V214H14ZM71 215V214H70ZM92 215V214H91ZM112 215V214H111ZM140 215V213H139ZM146 215V214H145ZM195 215L192 216L191 215V219L192 220H196L195 223H198L197 224V227H196V224L194 223L193 225H195V227L193 229H196L198 230L199 229V224L201 223V228L199 229L201 231L202 227L205 228V225L209 224L210 227L208 226L207 228H205V230H209L213 228H217V230L219 229V225H221V223H218L216 224V221L213 219L211 220V218L213 217H207L208 220H206V217L203 219L201 217H199V219L196 217V214H193ZM202 215V214H201ZM235 215V214H234ZM241 215V214H240ZM239 215V216H240ZM244 213L239 217L242 219L241 220H236L239 224V221L242 222L240 223L241 224V227L243 228L244 226H248L249 227V224H251L254 220H252V217L250 219H248V217H245L246 215H244ZM248 215V214H247ZM255 215V214H254ZM11 216V215H10ZM32 216V214H31ZM40 216V213L38 214L37 218ZM43 216V217H44ZM63 216V215H62ZM84 216V215H83ZM82 216V217H83ZM98 216V215H97ZM99 216H103V215H99ZM120 216V215H119ZM124 216V215H123ZM122 216V217H123ZM181 216V215H180ZM179 216V217H180ZM189 216V215H187ZM199 216V214H198ZM230 218L229 221L228 219L227 220V223L230 222V224L228 225H231L232 226V223L235 221L234 218H236V216H234V218H231V215L229 214ZM3 217V215H2ZM15 218H17L16 216H14ZM19 217V216H18ZM42 217V215H41ZM67 217H71V216H67ZM76 217V216H75ZM74 217V218H75ZM80 217V218H82ZM90 217V215H89ZM93 217H95L94 213L92 215V219H94ZM143 217V215H142ZM175 217V216H174ZM194 217V219H193ZM233 217V216H232ZM5 218V217H3ZM21 218V217H20ZM30 218V216H29ZM72 218V217H71ZM70 218V219H71ZM79 218V219H80ZM105 218V217H104ZM108 218V217H107ZM124 218V217H123ZM169 218V219H167ZM171 218V219H170ZM186 218V216H185ZM189 219V217H187ZM186 218V219H187ZM238 218V216H237ZM238 218V219H239ZM244 218V219H243ZM256 218V217H255ZM11 219V218H9ZM8 219V220H9ZM24 219V220H25ZM32 219H35L36 221V218H33L32 216ZM42 219V218H39V220ZM49 219V218H48ZM47 219V220H48ZM78 219V221H79ZM96 219V218H95ZM133 219V218H132ZM200 219H203L205 222V225L203 224V222H200L202 220ZM216 219V217H215ZM220 219V217H219ZM245 219H248V220H245ZM20 219H18L17 223L19 222ZM23 220V221H24ZM38 220V219H37ZM61 219H58V222H57V225H59L58 223H60ZM67 220V219H66ZM73 220V218H72ZM98 220V219H97ZM102 220V219H101ZM99 220V221H101ZM114 220V219H113ZM116 220V219H115ZM141 220V219H140ZM191 220V223L194 222ZM199 220V221H197ZM226 220H224V222H226ZM233 220V221H232ZM244 220V221H243ZM251 220V221H250ZM1 221V220H0ZM3 221V220H2ZM5 221V220H4ZM3 221V222H4ZM14 221V220H13ZM68 221V220H67ZM159 221V222H158ZM212 221V222H211ZM220 221V220H219ZM248 223V225H246L244 222ZM2 222V223H3ZM12 222V220H11ZM28 222V220L26 221ZM30 222H32L30 220ZM63 222V221H62ZM81 222V221H80ZM92 222V221H91ZM96 222V221H94ZM93 222V224H94ZM103 222V221H102ZM105 222V221H104ZM151 222V224H150ZM171 224H170V223ZM215 222V223H214ZM221 222V221H220ZM224 222H222V225H221V229H220V232H222L221 230L223 229V232L225 231H229V232H232L233 230H231L230 226V230L228 229V225L227 227L225 228L224 227ZM29 223V222H28ZM44 223V222H43ZM41 223V224H43ZM47 223V222H46ZM74 223V222H73ZM76 223V222H75ZM78 223V222H77ZM90 223V222H89ZM99 223V222H98ZM116 223V222H115ZM122 223L124 224L123 220H122ZM166 223V224H165ZM178 223V222H177ZM177 223H174L173 225L177 224ZM191 223H190V226H191ZM245 225H244V224ZM5 224V223H4ZM91 224V223H90ZM170 224V226L168 225ZM180 224V223H179ZM216 224V225H215ZM235 224V223H234ZM233 224V225H234ZM239 224V225H240ZM242 224L244 226H242ZM257 224V223H256ZM12 225V224H11ZM15 225V224H14ZM18 225V224H17ZM21 225V224H20ZM35 225V224H33ZM38 225V224H37ZM61 225H63L61 223ZM71 225V224H70ZM69 225V226H70ZM119 225V223L117 224ZM136 225V224H135ZM215 225V226H214ZM218 225V227H217ZM23 227H25L24 224H22ZM26 226H27V223H26ZM30 226V225H29ZM93 226V225H92ZM103 226V225H102ZM130 226V224L128 225ZM189 226V227H190ZM252 226V225H251ZM10 227V226H9ZM14 227V226H13ZM21 227V229L23 228ZM31 227H33L31 225ZM58 227V226H57ZM81 227V226H80ZM100 227V226H98ZM125 227V226H124ZM137 227V226H135ZM145 227V228H146ZM193 227V226H191ZM224 227V228H222ZM240 227V226H239ZM244 227V228H245ZM262 227V226H261ZM2 228V227H1ZM17 228V227H16ZM19 228V227H18ZM26 228V227H25ZM51 228V230H50ZM65 228V227H64ZM94 228V227H93ZM97 228V227H96ZM105 228V226H104ZM117 228V227H116ZM121 228L123 229V227L121 226ZM134 228V227H133ZM142 228H144L142 226ZM160 228V229H161ZM176 228V229H175ZM235 228L234 226L232 227V229ZM254 228V227H253ZM7 229V228H6ZM11 229V228H10ZM9 229V230H10ZM20 229V230H21ZM45 229V230H44ZM61 229V228H60ZM115 229V228H114ZM114 229L112 227L110 228H105V230H102L101 229H98L97 231H93V233L91 234H88L87 237H85V239L79 244L77 245L78 248L77 250L80 252V253H83L87 256V261L83 264H117L118 263V259H116V254L115 253H108L106 251V245L110 244L111 246L114 244H116L115 242L118 240V234L114 231ZM172 229V228H171ZM191 229V228H190ZM25 229L23 228V231ZM43 230V232H42ZM55 230V229H54ZM51 233H53V231ZM57 230V228H56ZM81 230V229H80ZM132 230V229H131ZM134 230V229H133ZM139 230V229H138ZM151 231V229H149ZM159 230V229H158ZM192 230V229H191ZM195 230V231H196ZM198 230V232H200ZM245 230V229H244ZM257 230V229H256ZM33 231V230H32ZM69 231V230H68ZM67 231V232H68ZM76 231V230H75ZM78 231V230H77ZM76 231V232H77ZM89 231V230H87ZM127 231V230H126ZM148 231V230H146ZM212 231V230H211ZM219 231V230H218ZM259 231V230H258ZM9 232H12V231H9ZM9 232L5 229H2L0 230V249H2V247H4V243L6 242V238H8L9 236ZM28 232V231H27ZM25 232V233H27ZM30 232V231H29ZM65 232V231H64ZM73 232H74V229H73ZM80 232V231H79ZM92 232V231H91ZM119 232V231H118ZM123 232V231H122ZM140 232H141V229H140ZM163 232V231H162ZM176 232V231H175ZM179 232V231H178ZM183 232V231H182ZM185 232V230H184ZM203 231H201L202 233ZM215 232V231H214ZM260 232V231H259ZM32 233V234H33ZM47 233V232H46ZM50 232H48L49 234ZM61 233V232H60ZM63 233V232H62ZM66 233V232H65ZM64 233V234H65ZM83 233V232H82ZM149 233V232H148ZM208 233V231H207ZM213 233V232H212ZM20 234V233H19ZM23 234V233H22ZM63 234V236H64ZM81 234V233H80ZM122 234V233H121ZM126 234V232H125ZM133 234V233H132ZM137 234V233H136ZM140 234V233H139ZM178 234V233H176ZM184 234V233H183ZM190 232H189V236H190ZM204 234V233H203ZM206 234V232H205ZM223 234V233H222ZM221 234V235H222ZM225 234H228L227 232L224 233ZM11 235V234H10ZM14 235V234H13ZM17 235V234H16ZM21 235V234H20ZM52 235V234H51ZM54 235V234H53ZM59 235V234H58ZM128 235V234H127ZM166 235V234H165ZM188 234H185V236H187ZM201 235V234H200ZM211 235V234H210ZM208 235V236H210ZM214 235V234H213ZM220 235V236H221ZM233 235V234H232ZM12 236V235H11ZM27 237L28 235H25L24 234V237ZM50 236V234H49ZM57 236V235H55ZM82 236V235H80ZM78 235V237H80ZM135 236V235H134ZM133 236V238H134ZM153 236H156L155 234ZM176 236V235H175ZM183 236V237H185ZM197 236V235H196ZM202 236V235H201ZM212 236V235H211ZM215 236V235H214ZM229 236V234H228ZM33 237H35L33 235ZM39 237V236H38ZM130 237V236H129ZM129 237H127L129 239ZM132 237V236H131ZM164 237V236H163ZM182 237V236H181ZM191 239L192 236H190ZM195 237V236H194ZM203 237V236H202ZM235 237V235H234ZM11 238V237H10ZM29 238V237H28ZM31 238V237H30ZM40 238V239H41ZM48 238V237H47ZM50 238V237H49ZM75 238V237H74ZM82 238V237H81ZM143 238V237H141ZM162 238V237H160ZM174 238V237H173ZM20 239V237H19ZM22 239L23 236H22ZM35 239V238H34ZM52 239V238H51ZM122 239V237H121ZM139 239V238H138ZM159 239V238H157ZM181 239V238H179ZM184 239V238H183ZM187 239V238H185ZM12 240V239H11ZM21 240V239H20ZM39 240V239H38ZM47 240V239H46ZM53 240V239H52ZM60 240V239H59ZM63 240V239H62ZM134 240V239H133ZM151 240V239H150ZM154 240V239H153ZM195 240V239H194ZM193 240V241H194ZM217 240V239H216ZM230 240V239H229ZM238 240V239H237ZM18 241V239H17ZM23 241V240H22ZM31 241V240H30ZM34 241V240H32ZM31 241V242H32ZM75 241V240H74ZM128 241V240H127ZM182 241V240H181ZM210 241L211 238H210ZM233 241V240H231ZM27 242V241H26ZM25 242V239H24V243ZM48 242V241H47ZM50 242V241H49ZM77 242V241H76ZM123 242V241H121ZM120 242V243H121ZM126 242V241H125ZM144 242V241H143ZM160 243V241H158ZM174 242H175V239H174ZM180 242V241H179ZM201 242V241H200ZM204 242V241H203ZM236 242V241H235ZM11 243V241L9 242ZM14 243V242H13ZM20 242H18V245H19ZM43 244V242H40ZM51 243V242H50ZM108 243V244H107ZM119 243V242H118ZM124 243V242H123ZM135 243V242H134ZM142 243V242H141ZM181 243V242H180ZM206 243V242H204ZM211 243V242H210ZM237 243V242H236ZM235 243V244H236ZM7 244V243H6ZM28 244V242H27ZM30 244V243H29ZM33 244V243H32ZM45 244V243H44ZM49 244V243H48ZM52 244V243H51ZM125 244V243H124ZM127 244V242H126ZM136 244V243H135ZM173 241L172 239H170L167 244H164L167 248L166 250L168 251H164V252H161L162 254L155 256L152 254V252H150V256H151V261H152V255H153V264H173L172 262V256L174 254H176L178 251V253H180V247L177 249L176 248H172L175 246V244L173 245ZM189 244V243H188ZM187 244V245H188ZM194 244V242H193ZM192 244V245H193ZM207 244V243H206ZM227 244V242H226ZM234 244V245H235ZM17 245V244H16ZM35 245V244H33ZM58 245V244H57ZM108 245V246H110ZM152 245V244H151ZM149 245V247L151 246ZM156 245V244H155ZM184 245V244H183ZM204 245V244H203ZM224 245V243H223ZM230 245V244H229ZM8 246V244H7ZM13 246L10 245V247ZM19 246H22L19 249H15V253H16V256L17 258H14V259H9L7 256H2V254L0 253V263H4V262H8L9 260H11L9 262V264H25L23 263L21 260L22 257L26 256V254H24V256H22V253L23 251L25 252V250H21L22 248H24V244L22 245H19ZM26 246V245H25ZM75 246V245H74ZM110 246V247H111ZM144 246V245H143ZM158 246V245H156ZM189 246V245H188ZM197 246V245H196ZM214 247L216 245H213ZM225 246V245H224ZM227 246V245H226ZM225 246V247H226ZM241 246V245H240ZM6 247V246H5ZM39 247V246H38ZM43 247V246H42ZM46 247V246H45ZM171 247V248H170ZM186 247V246H185ZM195 247V246H194ZM209 246H207L208 248ZM220 248L223 249L222 246H217ZM233 247V245L231 246ZM9 248V246H8ZM54 248V247H53ZM118 248V247H117ZM130 248V247H129ZM153 248V246H152ZM151 248V249H152ZM157 248V247H156ZM171 250H170V249ZM192 248V247H191ZM203 248V247H202ZM213 248V247H211ZM219 248H217L219 250ZM229 248V247H227ZM240 248V247H239ZM243 248V247H242ZM13 249V248H12ZM10 249V250H12ZM47 249V247H46ZM51 249V248H50ZM69 249V247H68ZM74 249V248H73ZM110 249V248H109ZM108 249V250H109ZM127 249V248H125ZM134 249V248H133ZM145 249V248H144ZM146 249H148V253H149V248L146 247ZM154 249V248H153ZM163 249V248H161ZM176 251H175V250ZM232 249V248H231ZM8 250V249H7ZM32 250V249H30ZM38 250V249H37ZM66 250V249H65ZM131 250L132 252V249H129ZM155 250V249H154ZM170 250V251H169ZM174 250V251H173ZM178 250V251H177ZM199 250V249H198ZM228 250V249H227ZM28 251V249H27ZM45 251V250H44ZM57 251V249H56ZM76 251V250H75ZM112 251V250H111ZM141 251V250H140ZM144 251V250H143ZM172 251V253H171ZM213 251V250H211ZM229 251H231L229 249ZM245 251V250H244ZM35 252V251H34ZM38 252V251H37ZM41 252V251H40ZM46 252V251H45ZM48 252V251H47ZM51 252V251H50ZM60 252V251H59ZM73 252V251H72ZM78 252V253H79ZM137 252V251H135ZM146 252V251H145ZM144 252V253H145ZM159 252V251H158ZM6 253V252H5ZM14 253V254H15ZM29 253V252H28ZM58 253V252H57ZM155 253V252H154ZM164 253V254H163ZM214 253H215V250H214ZM220 253V251H219ZM231 253V252H229ZM238 253V252H237ZM239 253H242V252H239ZM4 254V253H3ZM13 254V253H12ZM32 254V253H31ZM53 254V253H51ZM64 254V253H63ZM69 254V253H68ZM128 254V253H127ZM131 254V253H130ZM134 254V253H133ZM192 254V253H191ZM202 254V253H201ZM207 254V253H206ZM212 254V253H211ZM223 254V253H222ZM41 255V254H40ZM39 255V256H40ZM44 255V254H42ZM60 255V254H59ZM143 255V253H142ZM179 254H176V257L178 256ZM205 255V254H204ZM14 256V255H13ZM15 256V257H16ZM49 256V255H48ZM81 256V255H80ZM129 256V255H128ZM137 256V254H136ZM144 256V255H143ZM149 256V255H148ZM147 256V257H148ZM193 256V255H192ZM209 256V255H208ZM217 258H218V255H216ZM222 256V255H221ZM225 256V255H224ZM228 256V255H227ZM11 257V256H10ZM29 257H32V256H29ZM44 257V256H43ZM47 257V256H46ZM70 257V256H69ZM84 257V256H83ZM125 257V256H124ZM131 257V256H130ZM146 257V255L144 256ZM175 257V255L173 256ZM200 257V256H199ZM210 257V256H209ZM208 257V258H209ZM26 258V257H25ZM34 258V257H32ZM42 258V257H41ZM182 258V257H180ZM190 258V257H189ZM201 258V257H200ZM207 258V259H208ZM214 258V257H213ZM220 258V256H219ZM218 258V260H219ZM225 258V257H223ZM241 258V257H240ZM18 259H20V261L18 262ZM29 259V258H27ZM31 259V258H30ZM38 259V258H37ZM32 260L31 262H28V260L26 261L27 263L26 264H40V262L43 264L44 262H42L41 260ZM50 259V258H49ZM52 259V258H51ZM133 259V258H132ZM148 259V258H147ZM175 259V258H174ZM173 259V260H174ZM185 259V258H184ZM199 259V258H198ZM205 259V257H204ZM26 260V259H25ZM150 260V259H149ZM222 260V259H221ZM231 260V259H230ZM46 261V260H45ZM54 261V260H53ZM80 261V260H79ZM150 261V262H151ZM182 261V260H181ZM179 261V262H181ZM190 261V260H189ZM198 261V260H197ZM201 261V260H200ZM215 261V259H214ZM224 261V260H223ZM226 261V260H225ZM238 261V260H237ZM241 261V259H240ZM246 261V260H245ZM70 262V261H69ZM77 264H78V261H76ZM123 262V261H121ZM134 262H135V259H134ZM142 262V261H141ZM146 262V261H145ZM195 262V261H194ZM54 263V262H53ZM73 263V262H72ZM188 263V262H187ZM191 263V262H190ZM196 263V262H195ZM203 263V262H202ZM208 263V262H207ZM242 264V261L240 262ZM7 264V263H6ZM46 264V262L44 263ZM50 264V263H49ZM57 264V263H56ZM64 264V263H62ZM75 264V263H74ZM131 264H134V263H131ZM140 264V263H139ZM180 264V263H179ZM189 264V263H188ZM217 264V262H216ZM232 264V263H231Z\"/></svg>", "mask_w": 264, "mask_h": 264}, {"label": "rangeland", "instance_id": "rangeland-1", "mask_svg": "<svg viewBox=\"0 0 264 264\" xmlns=\"http://www.w3.org/2000/svg\"><path fill=\"white\" fill-rule=\"evenodd\" d=\"M6 2L4 3H2V2H0V29H2V30H4V27L6 26L7 28H8V30H9V32L11 31V33L13 34L12 35V38L10 39V41H9V50H10V52L9 53H11V54H19V52H31V55H32V51H36V52H38V54L39 55H41V56H39L38 55V57L36 58V57H33V56H28V58H19V57H10L9 56V59H8V57H5V59L3 58L1 61H0V80L1 79H6V78H8L12 73H17V75H20V76H18V77H20V78H22V79H24V80H26V81H30L32 78L30 77V76H32V77H34V74H36V71H38V70H45L46 72H45V74H50V76H52V73H55V70L53 69L54 68V66L53 65H49V67H48V65H46L47 63L48 64H51V62L52 61H49L48 59H50V60H52V59H54V57H56V55H58V51H57V46H59V48H62L61 47V45H60V42H62L61 40H59V39H61L60 37H61V35H59L58 33H61L63 36H62V38H66L67 39V41H68V39L69 38H72V39H74V40H79V39H81L82 37H84L85 35H87L86 34V30H88V27L86 28V23L85 22H87L86 21V19L88 18V17H93V16H101L104 12V10L105 9H107V8H103V9H98L97 7H100V5H106V3H104V2H100V3H98L97 1H93L92 3L94 4H92L91 6H90V1H88L87 3L89 4H87V6H86V8H85V10H83L82 11V14L80 13H77V15L76 14H74V16H72L73 14H72V12H74L73 10L75 9V10H77L76 8H75V5L78 3V2H80V0L78 1V0H5ZM25 1V2H24ZM32 1V2H31ZM40 3H39V2ZM157 3H160V2H162L161 0H155ZM169 1V0H168ZM171 1V0H170ZM174 1H176L177 2V0H174ZM172 2L171 1V4L172 5H174V3H176V2ZM181 1V0H180ZM182 1H184V0H182ZM182 1L180 2L181 4H182ZM205 1V2H204ZM217 1V2H216ZM224 0H199L198 2V4H197V2L195 1V3L194 4H196V7L195 6H193L192 4V6H191V9H189V10H191V12H189V14L191 15V13H192V10L194 9L195 10V12H197L198 10L197 9H195V8H197L198 7V9H199V12L200 13H198L197 15H203L202 17H196L195 15H194V18L192 17L193 15H188V12H187V15L189 16V17H192L191 18V20L192 21H190V22H194V21H196L197 22V20L199 21L198 22V26H196L197 27V29H198V31H197V29L195 28H193L195 25H196V23L194 24V23H192L193 25H191V23L190 24H188V25H186L187 27L189 26V28H190V25H191V27L195 30V33H194V31H191L190 33L192 34L193 33V35H197V36H194L195 38L194 39H196L197 38V40L200 38V37H202V38H204V37H206V36H204V35H211V37H212V39H210L211 41L213 40V42L212 43H209L210 44V46H208V43L207 44H205V43H203V42H205V40L203 41L202 39V41L201 40H199L200 42H202L203 44H204V46L203 47H206V46H208V47H206V49H208L207 51H203L202 53H200V52H197L196 54H192V55H194L193 57H191L190 56V58L188 57V58H186V61L185 62H187L186 64L183 62V65H185V69H194L195 71H198V70H200V69H209V68H211V70L209 69L208 71H210V72H208L207 73V76L204 78V87L205 88H215V87H219V89H218V91H220V93L219 94H221L222 96H220L219 94V96H220V98L221 99H218L219 100V102H218V100L217 99H215V98H213V100H212V102H210V101H207V102H205V103H207V107H205L206 106V104L204 103L203 105H202V102H201V100H200V98H198L197 99V97H198V95H194V96H192V97H190V98H188L189 99V101L191 102V104L193 105V107H191L192 105L190 104V107H191V110L193 111L196 107L198 108V107H200V108H202V109H200L201 110V112H200V115L202 114V113H204V114H202V116H198V114L196 115V116H198L197 118H194L193 117V123L191 124L190 123V125L191 126H193L195 123V125L193 126V127H191L190 125L187 127H185L184 129H185V131L183 130V129H181V133H183V135H182V137H181V139L179 140V141H181V143H190V145H194V144H198V143H200L203 139H204V137H206V136H210L209 135V133L211 134V144H212V146H211V148H212V150H211V152H209V155H207L206 156V154L205 155H203V158L201 159L200 157H197L196 158V163H194L195 161H193V159L191 158L190 160H192L191 162L193 163V166H192V168L194 167V169H192V173L193 172H195V176L194 177H196V180L195 179H193V182H192V180H190L191 179V177H193L192 176V173H191V171H190V178L188 179V176L187 177H185L186 178V180L184 179L183 181L181 180V178H180V180L182 181V183H183V185H184V187L185 186H187V187H185V188H183L184 190H186L185 191V193H187V194H185L186 196L185 197H182V198H179L180 196H183L182 194H180V196H178V199L180 200V199H183L184 201L183 202H180L179 204H177V205H174L173 207H170V206H172L171 205V203L170 202H168V200L169 199H171L175 194H179V193H176V192H179L180 190L178 189L179 188V186H180V184H182L181 182H179V186H178V184H177V181L179 180L178 178H173V177H175L174 176V174H170L171 172H169V171H167V169L165 170V168L167 167L166 166V164H167V162L169 161V160H171V159H174L175 157H177V154H179V155H182L183 153L181 152V151H183L182 150V148H180V149H176V151H175V148H170V150L169 149H167L166 151L167 152H165V155H164V157H165V159L167 160H165L164 161V165L162 164L161 166L162 167H160V169L159 168H156V169H153V171L151 170L149 173H145V175L143 174V175H141L140 174V171H136V170H134V169H132V170H129L128 171V173L130 174V175H132L133 177L134 176H136L137 178H139L138 180H137V183H136V185H137V187H138V190H140V191H135V192H131L132 194H130V196L129 197H126L125 196V198H123L122 200H120V199H118V197L116 196V195H112V196H110V197H106V194L104 193V191H105V183L104 182H101L99 179V181H97V183L96 184H98V183H100L99 185H97V186H95V189H96V193L98 194V198L96 197V198H91V199H87V198H85L86 196H84L83 194H80L79 196L80 197H77V199H76V201H75V206H77V207H75V209H74V211L72 210V205H69V204H66V206H62L63 208L62 209H57L56 210V215H55V219L58 217V219H61L59 222L60 223H58L59 225H57V222H58V219H56V222L54 223V224H52L53 225V227H52V230H54L53 231V233H51L52 232V230H51V228H50V230L51 231H49V230H45L44 232H43V230H42V232L44 233L43 234V237H45V238H41V233L36 237V234L35 233H33V232H35V229H37V228H42V227H46L47 225H48V223H49V221L51 220V218L50 217H52L51 215H50V217L49 216H47L46 214H45V212H44V210L45 209H47L49 212H51V213H53L54 214V207H57V206H59L60 205V203H57L58 201H56L55 202V200L56 199H58V197H59V195H61V196H65V197H67V196H70V192H71V188H75L76 186H70V185H68L69 186V188H70V191H69V188H68V186L67 185H64L65 184V182H64V180L65 179H62V178H65L66 177V175H64L63 174V172H61L62 170H64V169H66V168H68V165H69V157L68 156H70V154H72V153H79V151H74V152H72L71 153V151H72V146H71V148H69V143L67 142V143H65V145L63 146H61L60 147V152H58V151H56L57 149L59 150V148H57L56 150L55 149H52L51 150V152H53V150L54 151H56V152H58L57 154H55L54 155V152H53V155H51V153L49 152V149L47 150V152H46V154H45V156H41L40 157V159L39 158H37L36 160H35V166H37V164L39 165V167L37 166V167H33L32 169H35V168H37L36 169V171L34 172V171H31L30 173H31V175H27L26 177H25V179H22L21 180V183H19L18 185H17V187H16V185H14V184H12V183H14L13 182V178H15L19 173H16L14 176L13 175H10V176H7V177H5V178H3L2 179V181L0 182V184H1V186H0V191H1V193H2V195L5 197V195H6V193L4 192V190H6V192H7V195L8 196H10V197H12V198H14V195H15V197L17 196V198H18V193L20 192V195L22 194V192L24 193V192H29L27 195H25L24 196V201L26 200V199H31V203L29 204V205H26L25 204V202L24 203H21V201H22V197L19 195V199L18 200H15V201H13V203L11 204V207L9 206V207H6L7 205L6 204H4V197L1 195V197H0V205H2L3 207H2V212H1V209H0V230H2V229H5V230H7L8 232L9 231H12V232H9V236H8V238H6V242L4 243V247H2V249H0V253L2 254V256L4 255V256H7L9 259H14V258H17V256H16V253H15V249H19L20 250V248L22 247V246H19V245H22V244H24V248H22L21 250H25V252L23 251V253H22V256H24V254H26V256H24V257H22L21 259H23V260H21L23 263H27L26 261L28 260V262H31L32 260H35V259H37V260H41L42 262H46V264H62V263H64V264H77V262L76 261H78V264H83V263H85L86 261H87V256L85 255V254H83V253H80L78 250H77V248H78V246L77 245H79L84 239H85V237H87V235L88 234H91V233H93V231H97L98 229H101L102 228V230H105V228H110V227H112L113 229H114V231L118 234V240L115 242L116 244H114V246L112 245H110V244H108V245H110V246H108V245H106V251L109 253H115V255L116 254H118V255H116L115 257H116V259H118V258H120V259H118V263L117 264H131V263H134V264H153V255H155V256H157L159 253V255H161L162 253L161 252H164L165 250H166V246L164 245V244H167V242L170 240V239H172V241H173V243L175 244V246L174 247H172V248H176L177 246V249L179 248L180 249V253H178L179 251V249L177 250L178 252L176 253V254H179L177 257H176V254H174L175 255V257H173L172 256V263L173 264H216V262H217V264H241L240 262L242 261V264H264V140L262 139H260V135H259V127H261V126H263V124L264 123H262V122H264V93H263V91H262V87L261 86H258V90H257V87H256V85H255V87H253L252 86V84L254 85L255 83H253V82H251V79H253V77L252 76H249V75H253V76H256V77H258V78H261V77H264V43L262 44V45H260V44H258V45H260V46H255V44H254V46H253V43L251 44H247L248 45V47L250 46V45H252V46H250V48L247 50V52H245L246 50H244L243 52H242V50H240L241 48L240 47H235V49H234V47H233V44H234V42L233 43H231V44H229L231 41H233V39H235L236 40V38H239L240 37V32H239V30H241V28H254V29H257V31L259 30V32L260 33H262L261 35H263L264 36V0L262 1V0H253L254 2H252V0H239V2L238 3H236V4H234V5H232V0H225L224 2H223ZM227 1V2H226ZM240 1L242 2L243 1V3L241 4L240 3ZM249 1V2H248ZM262 1V2H261ZM59 2H61L60 4H59ZM216 2V3H215ZM247 2V3H246ZM2 3V4H1ZM35 3H37V4H39V5H41V7L38 5H36ZM64 3V4H63ZM179 3V1L176 3V4H178ZM202 3V4H201ZM211 3V4H210ZM244 3H245V6H244ZM67 4V5H66ZM223 4V5H222ZM3 5V6H2ZM58 5V6H57ZM59 5H60V7H59ZM78 5V4H77ZM158 5H161V4H158ZM179 5V4H178ZM202 5H203V7H202ZM209 5V6H208ZM220 5V6H219ZM226 5H229V7L228 6H226ZM231 5V6H230ZM238 5V6H237ZM239 5H243L242 7H243V9L242 8H240L241 6H239ZM255 5H256V7H255ZM262 5V6H261ZM13 6H16V7H13ZM36 6H37V9H36ZM52 6V7H51ZM62 6V7H61ZM65 6H67V7H65ZM175 6V5H174ZM212 6H214V8L212 7ZM13 7V8H12ZM46 7V8H45ZM51 9H50V8ZM70 7V8H69ZM77 7V6H76ZM93 7V8H92ZM200 7V8H199ZM219 7H220V9H219ZM225 9H224V8ZM251 7V8H250ZM72 8H73V10H72ZM193 8V9H192ZM205 8V9H204ZM245 8V9H244ZM255 8V9H254ZM33 9V10H32ZM53 9V10H52ZM57 9V10H56ZM64 9V10H63ZM68 9V10H67ZM93 9V10H92ZM210 9V10H209ZM224 11H223V10ZM239 9V10H238ZM260 9V10H259ZM72 12H71V11ZM181 10V9H180ZM194 10H193V12H194ZM213 11V12H210V11ZM221 10V11H220ZM236 10H237V12H236ZM263 10V11H262ZM6 11V12H5ZM50 11V12H49ZM52 11V12H51ZM87 11V12H86ZM88 11H89V13L91 14H89L88 13ZM183 11V10H182ZM216 11H218V12H216ZM227 11V12H226ZM2 12H3V14H2ZM39 12V13H38ZM54 12V13H53ZM61 12V13H60ZM69 12V13H68ZM179 12V11H178ZM177 12V13H178ZM208 12V13H207ZM210 12V13H209ZM220 12V13H219ZM234 12V13H233ZM72 14L71 16L73 17L72 19L73 20H71V17H70V15L69 14ZM100 13V14H99ZM182 13V12H181ZM207 13V14H206ZM55 14V15H54ZM67 14V15H66ZM87 14V15H86ZM95 14V15H94ZM180 14V12L178 13V15ZM219 14V15H218ZM221 14V15H220ZM229 16H228V15ZM32 15V16H31ZM58 15V16H57ZM64 15V16H63ZM83 15V16H82ZM86 15V16H85ZM105 15V14H104ZM103 15V16H104ZM177 15V16H178ZM209 15V16H208ZM217 15V16H216ZM226 15V16H225ZM34 16V17H33ZM45 16V17H44ZM77 16H78V19H77ZM81 16V17H80ZM85 16V17H84ZM96 16V17H97ZM102 16V17H103ZM224 16V17H223ZM238 16H239V18H238ZM59 17H60V19H59ZM180 17V16H179ZM203 17H204V19H205V21H204V19H203ZM208 17V18H207ZM215 17V18H214ZM223 17V18H222ZM232 17H233V19H235L236 17V19L238 20L237 22L238 23H236V25H238L237 27L236 26H231V28H227L226 26H228V25H226L225 26V22H227V24H228V20L227 21H225L226 20V18L228 19H232ZM235 17V18H234ZM5 18V19H4ZM31 18H33L32 20H31ZM36 18H37V20H36ZM42 18V19H41ZM45 18H46V21H45ZM75 18V19H74ZM197 18V19H196ZM198 18H200V19H198ZM217 18V19H216ZM225 18V19H224ZM56 19V20H55ZM67 19V20H66ZM193 19H195V20H193ZM201 19H203V20H201ZM212 19H214L213 21H212ZM258 19V20H257ZM47 20L51 23V26H52V28L47 32V29H46V27H45V24H46V22H47ZM55 20V21H54ZM70 20V21H69ZM75 20H77L76 22H74ZM81 20H83V21H81ZM126 20V19H125ZM217 20H219V22L217 21ZM223 22H222V21ZM9 21V22H8ZM215 21V22H214ZM262 21V22H261ZM6 24H5V23ZM40 22V23H39ZM45 22V23H44ZM69 22V24H67ZM70 22H73L72 24L70 23ZM80 22V23H79ZM102 22V21H101ZM101 22H99L98 21V23H101ZM104 22H106L105 21V19L103 20V22H102V24L104 23ZM122 22V21H121ZM160 22V21H159ZM162 22V21H161ZM179 22V21H178ZM207 22H208V24H207ZM222 22V23H221ZM254 22H256V23H254ZM257 22H258V24H257ZM263 24H261V23ZM32 23V24H31ZM65 23V24H64ZM75 23H77V24H75ZM202 23V24H201ZM209 23H210V25H209ZM225 23V24H224ZM39 24V25H38ZM64 24V25H63ZM67 24V25H66ZM81 24V25H80ZM162 24V23H161ZM161 24L159 25V26H161ZM178 24V23H177ZM180 24V23H179ZM4 25V26H3ZM70 25H72L71 27H70ZM76 25V26H75ZM86 25V26H85ZM169 25V24H168ZM257 25V26H256ZM259 25V26H258ZM9 26V27H8ZM35 26H36V28H35ZM41 26V27H40ZM60 26V27H59ZM69 26V27H68ZM82 28H81V27ZM164 26V28H165V26H167V25H162L161 27H163ZM171 26V25H170ZM252 26V27H251ZM3 27V28H2ZM32 27V28H31ZM44 27V28H43ZM77 27V28H76ZM160 27V29H164V28H161ZM172 27V26H171ZM187 27H185V29L187 28ZM207 27L209 28V29H207ZM226 27V28H225ZM228 27H230V26H228ZM233 27H235L236 29H233ZM238 27H241L240 29L238 28ZM259 27V28H258ZM18 28V29H17ZM37 28H39V30L37 29ZM69 29V31L70 32H67L68 30L67 29ZM84 28V29H83ZM166 28H169V27H166ZM166 28L164 29V30H166ZM173 28H175V30H176V27H173ZM173 28H170V29H173ZM202 28V29H201ZM237 28H238V32H237ZM12 29V30H11ZM15 31H14V30ZM33 29V30H32ZM57 29V30H56ZM62 29H64V32H63V30ZM72 29H74L75 31H73ZM79 29V30H78ZM143 29V28H142ZM156 29H158V27L156 28ZM184 29V31L185 32H187L186 34H188L189 32H188V30H185ZM191 29V28H190ZM202 31H201V30ZM212 29V30H211ZM37 30V31H36ZM42 30V31H41ZM52 30V31H51ZM56 30V31H55ZM168 30V29H167ZM166 30V31H167ZM174 29H173V31L171 30V32H170V30L168 31V33H167V35L170 33H172V32H174L175 31ZM208 30V31H207ZM215 30V31H214ZM236 30V31H235ZM12 31H14V32H12ZM34 31V32H33ZM41 31V32H40ZM51 31V32H50ZM157 31V30H156ZM158 31H159V29H158ZM163 31V30H162ZM182 31H183V29H182ZM200 31V32H199ZM212 31V32H211ZM33 32V33H32ZM39 32V33H38ZM44 32H46V33H44ZM65 32H66V34H65ZM71 32H72V34H71ZM161 32V31H160ZM185 32H184V34H185ZM10 33V34H11ZM38 33V34H37ZM51 33V35L49 36V35H47V34H50ZM68 33V34H67ZM74 33V34H73ZM165 33V34H166ZM189 33V34H190ZM208 33V34H207ZM232 35H231V34ZM41 34V35H40ZM45 34V35H44ZM55 34V35H54ZM56 34H58V36H59V41H56V40H54V38L56 37ZM214 34H215V37H214ZM35 35H37V36H35ZM64 35L66 36V37H64ZM70 35H71V37H70ZM76 35V36H75ZM199 35H201V36H199ZM39 36V37H38ZM55 36V37H54ZM57 36V37H58ZM186 36V38H187V35H185ZM233 36V38L230 40V38ZM19 37H20V39H19ZM29 37V38H28ZM54 37V38H53ZM74 37V38H73ZM143 40L141 39L140 41V44L141 43H144V40H147L148 38H149V36H146V34H144L143 35ZM169 37H171V36H169ZM191 35H189V37L187 38V40H190V42H191ZM208 37H210V36H208ZM207 37V38H208ZM15 38V39H14ZM26 38H28V39H26ZM31 38V39H30ZM35 38V39H34ZM39 38H42V40L43 39H46L47 41H45L44 40V42L42 43V40H39ZM47 38H49V39H52L53 41H49V39H47ZM190 38V39H189ZM16 39H19L18 41H19V43L21 42V44H19L18 43V41H16ZM193 39V40H194ZM209 39H207V41L208 42H211ZM12 40H13V43H12ZM14 40L17 42H14ZM229 40V41H228ZM234 40V41H235ZM34 41V42H33ZM54 41H56V42H54ZM66 40H64V42L63 43H66L65 42ZM69 41H71V40H69ZM76 41H74L73 42V40H72V42H70V43H74V44H76L77 45V43H76ZM185 41H186V39H185ZM27 42V43H26ZM106 42H109V40H107ZM187 42L188 41H186V44H187ZM189 42V43H190ZM192 42H196V40H194V41H192ZM191 42V43H192ZM34 43V44H33ZM41 43H42V45H41ZM56 43L58 44V45H56ZM67 43H69V42H67ZM198 43V42H197ZM201 43V44H202ZM216 43V44H215ZM247 43H249V42H247ZM15 44V45H14ZM19 44V45H18ZM26 44V45H25ZM30 44H32V46L30 45ZM51 44L55 47H53V46H51ZM109 44V43H108ZM201 44H199L198 43V45H201ZM211 44H213V46L211 45ZM227 44H229L230 45V47H229V45H227ZM243 44H245L246 45V42L245 43H243ZM242 44V45H243ZM12 45V46H11ZM22 45V46H21ZM39 45V46H38ZM244 45V46H245ZM247 45H246V47H247ZM257 45V44H256ZM17 46H19V48L17 47ZM25 46V47H24ZM49 48H48V47ZM77 46H79V43H78V45ZM150 46L151 45H148V49H150ZM214 46H216V47H214ZM227 46H228V49H227ZM18 49H17V48ZM20 47H22V48H20ZM24 47V48H23ZM64 47H66V46H64ZM72 47L74 48L75 46H73V44H72ZM210 47V48H209ZM241 47H243V46H241ZM245 47V48H246ZM33 48V49H32ZM38 48H42L41 50L42 51H44L46 54L48 53V54H50V56H43V52H41V51H37V49ZM52 48V49H51ZM75 48H77V47H75ZM240 48V49H239ZM45 49V50H44ZM50 49V50H49ZM56 49V50H55ZM118 49V50H117ZM145 50H147L148 52H147V54H148V56H150V59L152 58V57H154V56H152V54H154V50H148L147 49V46H146V48H144ZM144 49H142L143 51L142 52H144L145 50ZM205 49V48H204ZM215 49H219V50H215ZM258 49V50H257ZM14 50V51H13ZM40 50V49H39ZM48 52H47V51ZM53 50H55V51H53ZM122 48L121 49H119V48H116V53L118 52L119 53V55H120V53L122 54L123 52H124V50H122ZM213 50V51H212ZM222 50H224V51H222ZM232 50V51H231ZM50 51V52H49ZM169 51V50H168ZM215 51V52H214ZM193 52V51H192ZM231 52V53H230ZM253 52V53H252ZM44 53V54H45ZM52 53V54H51ZM167 53V52H166ZM228 53H230V54H228ZM242 55H241V54ZM199 54V55H198ZM249 54V55H248ZM118 55V54H117ZM196 55V56H195ZM216 55V56H215ZM238 55V56H237ZM258 55V56H257ZM152 56V57H151ZM205 56V57H204ZM206 56H207V58H206ZM31 57H33V58H35V60H36V63L34 62V63H30V61H31ZM44 57V58H43ZM49 57V58H48ZM123 57V58H122ZM121 58H120V61L122 62V61H124V62H122V64L124 65V64H126V65H128V63L130 62V58L128 57V56H126V60L124 59V57L125 56H122ZM172 57V56H171ZM174 57V56H173ZM241 57H244V59L243 58H241ZM250 57V58H249ZM255 57H256V59H255ZM32 58V59H33ZM47 58V59H46ZM202 58H203V61H202ZM214 58V59H213ZM216 58V59H215ZM232 58V59H231ZM237 58H241L242 60L240 61V60H238ZM13 59V60H12ZM18 59H20V60H18ZM24 59V60H23ZM148 59H149V57H148ZM175 59V58H174ZM174 59H173V61H174ZM195 59V60H194ZM234 59V60H233ZM248 59H250V60H248ZM258 59V60H257ZM6 60V61H5ZM37 60L39 61V63H37ZM43 60V61H42ZM199 60V61H198ZM215 60V61H214ZM252 60V61H251ZM256 60H257V62H256ZM23 61V62H22ZM29 61V62H28ZM48 61V62H47ZM189 61V62H188ZM193 61V62H192ZM201 61V62H200ZM208 61V62H207ZM213 61V62H212ZM219 62V66H218V62ZM224 61V62H223ZM233 61V62H232ZM236 63H235V62ZM239 61H240V64H238L239 63ZM245 61H250L249 63L248 62H245ZM5 62H6V64H5ZM42 63V65H41V63ZM46 62V64H44ZM192 62V63H191ZM225 62H227L228 64H229V62H232V64H231V66L229 67H227V65H224V66H226L227 68L225 69L224 68V66H223V64H225ZM189 63H191V64H189ZM196 63H197V65H196ZM200 63H201V65H200ZM222 63V64H221ZM237 65H235V64ZM254 63V64H253ZM31 64H33V65H31ZM36 64V65H35ZM188 64V65H187ZM193 64V65H192ZM9 65V66H8ZM215 65V67H216V65H217V69L215 68V67H213ZM223 67H222V66ZM233 65V66H232ZM235 65V66H234ZM239 65V66H238ZM246 65V66H245ZM29 66V67H28ZM31 66V67H30ZM35 66L37 67L36 68V70H35ZM43 66V67H42ZM52 66V67H51ZM187 66V67H186ZM199 66V67H198ZM224 68L223 70H222V68ZM253 66V67H252ZM41 67V68H40ZM51 67V68H50ZM208 67V68H207ZM220 67V68H219ZM235 67V68H234ZM243 67H244V69H243ZM246 67V68H245ZM6 68V69H5ZM13 68V72H12V69ZM26 68V69H25ZM30 68H32V69H34L33 71H32V69L30 70ZM50 68V69H49ZM29 69V70H28ZM46 69H48V70H46ZM53 69V70H52ZM235 69L236 70H238V72H240L241 74H243V73H245V74H247V77H251V79L250 78H247L246 77V80L244 79H239V80H237L236 78V80L234 79L233 81H232V79H230V76H231V74H232V72L233 71H235ZM242 69V70H241ZM11 70V71H10ZM15 70H16V72H15ZM151 69H144L143 71H141V72H139V74L137 75V80L141 83V84H143L145 87H148V90H150V92L148 93V97L147 98H149L150 100L151 99H153V103L154 104H156L157 105V107H155V108H153V111L151 112V114H150V116H151V118H144V117H146L145 116V114L144 113H142L141 114V112H139V111H135V113H132L131 115H133L134 116V119L136 118V120L137 121H141L142 123H143V125H142V123L141 122H139L140 123V125H141V127L142 128H148L149 127V125L151 124H154V123H156L157 125H159L160 127H161V129H163V128H165V126H167V120H169V121H171L172 119V121H174L175 120V116L171 113H168V111L169 110H167V115H169V116H167V115H163V111L166 109L165 108V106H164V102H165V100H167L171 95H172V92L173 91H171V88H168V87H164L163 89H160L159 87L160 86H156V80H157V74L155 73V72H153L152 70V72L150 71ZM6 73H5V72ZM9 71H10V73H9ZM30 71V72H29ZM32 71V72H31ZM50 71V72H49ZM147 71V72H146ZM150 71V72H149ZM245 71V72H244ZM4 72V73H3ZM74 72V71H73ZM144 72V73H143ZM243 72V73H242ZM29 73V74H28ZM141 73L143 74V75H141ZM4 74H5V76H4ZM103 75H105V74H101L98 78H96L95 80H98V81H102V82H100L102 85H104V86H107V87H109V82H108V80H106L105 79V77H107V76H103ZM141 75V76H140ZM145 75V76H144ZM155 75V76H154ZM244 75V74H243ZM22 76V77H21ZM143 76V77H142ZM61 77V76H60ZM104 77V78H103ZM124 77V79H126V78H128V76L126 77V76H123ZM122 77V78H123ZM140 77V78H139ZM145 77V80L143 79ZM147 77V78H146ZM154 77V78H153ZM178 77V76H177ZM255 77V78H256ZM28 78H29V80H28ZM238 78H242V77H238ZM84 78H80V77H74L73 79H72V81H71V84L69 85L68 83L69 82H67V84L69 85V87L70 86H79V84H81L80 83V80L82 81ZM108 79V78H107ZM142 80V82H141V80ZM150 79V81H148ZM154 79V80H153ZM262 79V78H261ZM61 80V79H60ZM62 80L64 81V79L62 78ZM62 81V82H63ZM74 81V82H73ZM79 81V82H78ZM129 82H126V84H132L134 81H130V80H128ZM207 81V82H206ZM253 81V80H252ZM65 82V81H64ZM62 83V84H65V83ZM131 82V83H130ZM99 83V84H100ZM137 83V82H136ZM252 83V84H251ZM66 84V85H67ZM88 84H95V82L93 81L92 82V80H91V82L90 83H87V85ZM146 84V85H145ZM148 84H149V86H148ZM157 87V88H155L154 87V85ZM263 84H264V82H263ZM86 85V86H87ZM65 87H67V91H68V86H65ZM150 87V88H149ZM251 87H253L252 89H251ZM261 88V90H260V88ZM71 88V87H70ZM65 91V90H64ZM67 91H65V92H67ZM123 91H125L126 93H127V89H124ZM157 91V92H156ZM164 91V93H162ZM225 92V94H224V92ZM251 91V92H250ZM261 91H262V93H261ZM1 92V91H0ZM170 92V93H169ZM258 94H257V93ZM260 92V93H259ZM161 93V94H160ZM250 94V96H249V94ZM252 93V94H251ZM128 94H129V92H128ZM169 94V95H168ZM68 95V94H67ZM162 95H163V97H162ZM165 95V96H164ZM246 95V96H245ZM196 96V97H195ZM219 96L217 97V98H219ZM224 96V97H223ZM68 97V96H67ZM70 97V96H69ZM126 97H128V95L126 96ZM158 97V98H157ZM188 96H185V99L187 98ZM244 97V98H243ZM164 98V99H163ZM158 99V100H157ZM161 99V100H160ZM215 99V100H214ZM147 101V100H146ZM198 102V103H197ZM201 102V103H200ZM208 102H210V104L208 103ZM72 103V102H71ZM70 103V105L69 106H71L72 104ZM214 103V104H213ZM216 103V104H215ZM261 103V104H260ZM162 104V105H161ZM261 105V106H260ZM161 107V108H160ZM164 107V108H163ZM195 107V108H194ZM262 107V108H261ZM196 108V109H197ZM203 108H204V110H203ZM72 110H75V108H72ZM261 110H262V113H261V117H260V120H259V122H260V124H259V122L257 123H255V121H253L252 119V121L250 122L249 120H247V121H249V122H247V121H245V119H247L250 115V118L253 116L252 114H255V113H258L259 111L261 112ZM171 111V110H170ZM172 112V111H171ZM212 112V113H211ZM259 112V113H260ZM15 112H9V114H11V115H13ZM160 113V114H159ZM162 113V114H161ZM205 113H208V114H205ZM212 114V115H211ZM1 115V114H0ZM171 115V116H170ZM205 115H206V117H205ZM195 116V117H196ZM157 117V118H156ZM247 117V118H246ZM144 118V119H143ZM153 118V119H152ZM201 119V121H200V119ZM204 118V119H203ZM213 118H214V120H213ZM140 119V120H139ZM163 121H162V120ZM165 119V120H164ZM206 119V120H205ZM208 119V120H207ZM157 120V121H156ZM205 122V123H202L203 121ZM64 121V120H63ZM143 121H145V122H143ZM156 121V122H155ZM162 121V122H161ZM198 121V122H197ZM210 122V123H209ZM214 122V123H213ZM221 122V123H220ZM148 123V124H147ZM161 123V124H160ZM168 123H170V125L168 124V128L170 129V127L171 126H174V125H172L174 122H168ZM208 123V124H207ZM217 123V124H216ZM252 123H254V124H252ZM147 124V125H146ZM214 124H215V126H214ZM223 126H222V125ZM197 125V126H196ZM203 125H205L204 127H203ZM257 125H259V126H257ZM57 126H59V125H57ZM170 126V127H169ZM200 126V127H199ZM208 126V127H207ZM212 127V126H214L213 128H209V127ZM217 126H218V128H217ZM59 127H61V126H59ZM159 127V128H160ZM191 127V128H190ZM220 127V128H219ZM168 128L167 129H163L165 132L166 131H168ZM174 128V127H173ZM190 128V129H189ZM194 128V129H193ZM197 128V129H196ZM204 128V129H203ZM207 130H206V129ZM214 128H215V130H214ZM257 128V129H256ZM187 129V130H186ZM206 130V131H205ZM213 130V131H212ZM191 131V132H190ZM174 131H170V133H173ZM187 132H188V134H187ZM193 132V133H192ZM29 133V132H28ZM215 133V134H214ZM217 133V134H216ZM31 134V133H30ZM32 134H36V136H39L38 134H37V130H35L34 131V133H32ZM191 134V135H190ZM200 134V135H199ZM219 134V135H218ZM193 135V136H192ZM196 135V136H195ZM203 135V136H202ZM224 135V136H223ZM225 135H227L226 137H225ZM259 135V136H258ZM189 136H191V137H189ZM187 137V138H186ZM212 137H215V138H212ZM217 137H218V139H217ZM225 137V138H224ZM1 138V137H0ZM186 138V139H185ZM190 138V139H189ZM191 138H193V139H191ZM222 138V139H221ZM227 138V139H226ZM259 138V139H258ZM201 139V140H200ZM215 139H216V141H215ZM214 140V141H213ZM224 140H226V141H224ZM197 141V142H196ZM245 141V143H243ZM250 141V142H249ZM251 141H253V142H251ZM259 141V142H258ZM247 142H249V143H252L251 144V146L248 144V148L246 147V144H247ZM186 143V144H187ZM261 143H263V144H261ZM82 144V143H81ZM68 145V146H67ZM217 145V146H216ZM222 146H224V147H222ZM55 147H57V146H55ZM68 149L69 148V150H68V153L66 152V151H64V152H62V149ZM67 147V148H66ZM182 147L184 148V146L182 145ZM216 147V148H215ZM243 147V148H242ZM247 148V149H246ZM252 148V149H251ZM215 149V150H214ZM218 149H220V150H218ZM238 149V150H237ZM77 150V149H76ZM179 150V151H178ZM245 150H247L248 152H250L251 153V151H252V153L251 154H248V155H246L244 158L243 157H241L240 155H239V153L241 154V151H242V153H243V151H245ZM178 151V152H177ZM213 151V152H212ZM214 151H215V153H214ZM221 153H220V152ZM237 151H239V152H237ZM254 151L255 152H257L258 154H256V153H254ZM263 151V152H262ZM55 152V153H56ZM62 152V153H61ZM259 152H261V153H259ZM50 153V154H49ZM59 153H61V154H59ZM168 153V154H167ZM174 153V154H173ZM181 153V154H180ZM233 155H232V154ZM63 154V155H62ZM122 154V152L120 151V154H119V156ZM217 154V155H216ZM254 156H253V155ZM255 154H256V157H255ZM57 155V156H56ZM59 155V156H58ZM166 155H168L169 157H167ZM173 155V156H172ZM178 155V156H179ZM189 155V154H188ZM221 155V156H220ZM222 155H224V156H222ZM252 155V156H251ZM258 155H259V157H258ZM50 156H52L53 157V159H54V161L56 162L55 164L57 165L58 163L62 166V168H59L57 171H56V174L55 173H52L53 172V170H51L52 168H48V169H50V171L46 168V169H44L43 167H41L46 161H47V159L49 158ZM55 156V157H54ZM62 156V157H61ZM106 156V157H105ZM115 156H116V154H115ZM171 156V157H170ZM205 156V157H204ZM215 156V157H214ZM217 156V157H216ZM232 156V157H231ZM248 156V157H247ZM260 156H262L263 158H261ZM58 157V158H57ZM101 159L102 160H104V161H111V158H109V157H111L110 155H108V154H105V153H103V154H101ZM104 157V158H103ZM116 157H118V156H116ZM122 157V156H121ZM172 157H174V158H172ZM210 157V158H209ZM220 157V158H219ZM16 159H17V157H15ZM65 158V159H64ZM198 158H200V161L198 162L197 161V159ZM213 158V159H212ZM216 158V159H215ZM223 158H225V159H223ZM236 158V159H235ZM243 158V159H242ZM248 158V159H247ZM252 158H253V161H252ZM260 158V159H259ZM13 159V158H12ZM233 161H232V160ZM238 159V161H236ZM244 159H245V161H244ZM251 159V160H250ZM263 159V160H262ZM65 160V161H64ZM189 160V161H190ZM209 160V161H208ZM235 160V161H234ZM249 160V161H248ZM261 160V161H260ZM13 161H15V159L13 160ZM40 161V162H39ZM59 161V162H58ZM207 161V162H206ZM211 161V162H210ZM230 161H232V164H231V162ZM246 161H248V162H246ZM257 161H258V163H257ZM42 162V163H41ZM224 162V163H223ZM225 162H226V164H225ZM235 162V164H233ZM241 162V163H240ZM243 162V163H242ZM256 162V163H255ZM145 163V162H144ZM166 163V164H165ZM209 163V164H208ZM216 163V164H215ZM236 163H239V165L238 164H236ZM261 163V164H260ZM42 164V165H41ZM199 164H200V166H199ZM221 164V165H220ZM240 164H241V166H240ZM260 164V165H259ZM41 165V166H40ZM192 165V164H191ZM195 165V166H194ZM197 165V166H196ZM235 165V166H234ZM216 166V167H215ZM222 166V167H221ZM224 166V167H223ZM227 166V167H226ZM239 166V167H238ZM243 166L245 167L244 169H243ZM65 167V168H64ZM219 167V168H218ZM257 167V168H256ZM263 167V168H262ZM40 170H39V169ZM43 168V169H42ZM207 169V170H205V169ZM211 168H213V169H211ZM225 170H224V169ZM238 168H240V170L238 169ZM199 169V173L197 172V170ZM218 169V170H217ZM238 169V170H237ZM246 169V170H245ZM145 170H147V169H145ZM144 170V171H145ZM165 170V171H164ZM194 170V171H193ZM203 170V171H202ZM210 170H212L211 171V173H210ZM38 171V172H37ZM44 171V172H43ZM60 171V172H59ZM144 171H142L141 173H144ZM168 172V176H165L166 174H167V172ZM206 171V172H205ZM218 171V172H217ZM226 171V172H225ZM247 171V172H246ZM249 171V172H248ZM262 171V172H261ZM41 172V173H40ZM47 172H49V173H47ZM139 172V173H138ZM146 172V171H145ZM161 172V173H160ZM197 172V173H196ZM201 172H203V173H201ZM216 174H215V173ZM221 172V173H220ZM233 172V173H232ZM238 172V173H237ZM251 172V173H250ZM258 172H260V173H258ZM39 173V174H38ZM43 173H45L44 175H43ZM59 173V174H58ZM62 175H61V174ZM134 173V174H133ZM155 173H156V175H155ZM165 173V174H164ZM208 175H207V174ZM213 173V174H212ZM219 173V174H218ZM226 173V174H225ZM232 173V174H231ZM240 173H242V174H244V176H241V174ZM257 173V174H256ZM128 174V175H129ZM152 174V175H151ZM158 174V175H157ZM200 174H203V177H202V175L200 176ZM206 176H205V175ZM211 174V175H210ZM221 174V175H220ZM230 176H229V175ZM238 174V175H237ZM60 176L61 178H56L55 176ZM188 175V174H187ZM199 175V176H198ZM210 175V176H209ZM219 175V176H218ZM254 175H256V176H254ZM54 178H53V177ZM139 176V177H138ZM212 176V177H211ZM237 176V177H236ZM24 177V176H23ZM143 177H145V178H143ZM157 177H159V179L157 178ZM162 177V178H161ZM205 177V178H204ZM236 177V178H235ZM10 178H12V180H10ZM28 178V179H27ZM142 178V179H141ZM156 178H157V180H156ZM167 178V179H166ZM169 178V179H168ZM198 178V179H197ZM202 178V179H201ZM217 178H219V179H217ZM221 178V179H220ZM250 178H252V179H250ZM258 178V179H257ZM7 181H6V180ZM31 179H32V181H31ZM34 179V180H33ZM42 179V180H41ZM150 179V180H149ZM152 179V180H151ZM178 179V180H177ZM206 179H210V180H206ZM224 179V180H223ZM249 179V180H248ZM260 179V180H259ZM26 180H27V182H26ZM51 180V181H50ZM55 180V181H54ZM56 180H58V181H56ZM63 180V181H62ZM149 180V181H148ZM155 180V181H154ZM160 180H161V182H160ZM177 180V181H176ZM198 180V181H197ZM206 180V181H205ZM211 180H214V181H211ZM4 181V182H3ZM10 181H12V183H10ZM38 181V182H37ZM43 181V182H42ZM130 181V180H129ZM140 181V182H139ZM146 181V182H145ZM153 181V182H152ZM173 181V182H172ZM176 181V182H175ZM196 181H197V183H196ZM201 181H204L203 183H205V184H201L200 182ZM208 181V182H207ZM3 182V183H2ZM36 182V183H35ZM47 182H49V183H47ZM53 182V183H52ZM58 182V183H57ZM143 182V183H142ZM160 182V183H159ZM185 182H189L187 185L186 184H184ZM213 183V185H212V183ZM240 182V183H239ZM249 182L251 183V184H249ZM30 183V184H29ZM35 183V184H34ZM41 183V184H40ZM80 183V184H79ZM147 183V184H146ZM151 185H150V184ZM154 183V184H153ZM174 183H176L177 185V187H176V192H175V194L173 193L172 195H171V191H175V190H173L174 188H175V185H174ZM215 183V184H214ZM7 184V185H6ZM27 184V185H26ZM29 184V185H28ZM62 184V186L60 187V185ZM201 184V185H200ZM219 184V185H218ZM223 186H222V185ZM235 184V185H234ZM240 184V185H239ZM247 184H249V185H247ZM3 185V186H2ZM7 187H6V186ZM33 187H32V186ZM43 185V186H42ZM78 185H83V183H81V182H78ZM170 185V186H169ZM193 185V186H192ZM205 187H204V186ZM212 185V186H211ZM244 185H246V186H244ZM10 186H12V188H10ZM14 186V187H13ZM22 186V187H21ZM45 186V187H44ZM102 186H103V188H102ZM149 186H152V187H149ZM201 186H202V188H201ZM220 186V187H219ZM244 186V187H243ZM3 187V188H2ZM29 187V188H28ZM32 187V188H31ZM44 188L43 190H42V192H41V189L42 188ZM65 187V189H61V188H64ZM146 187V188H145ZM150 189H149V188ZM158 187V188H157ZM190 187V188H189ZM207 187V188H206ZM232 187V188H231ZM238 187V188H237ZM7 188V189H6ZM52 188V189H51ZM59 188H60V190H59ZM68 188V189H67ZM80 188H82V187H80ZM79 188V189H80ZM99 188V189H98ZM167 188V189H166ZM170 190H169V189ZM180 188H181V191L182 192H180V193H183V190H182V187L180 186ZM189 188V189H188ZM246 188V189H245ZM4 189V190H3ZM14 189V190H13ZM29 189V190H28ZM58 189V190H57ZM67 189V190H66ZM162 189V190H161ZM221 189V190H220ZM228 189H230V190H228ZM244 191H243V190ZM3 190V191H2ZM11 190V191H10ZM13 190V191H12ZM28 190V191H27ZM37 190V191H36ZM46 190H48V191H46ZM52 190V191H51ZM56 190V191H55ZM143 190H145V191H143ZM161 190V191H160ZM167 190H169L170 191V196H171V198H169L170 196L168 195L167 196ZM179 190V191H178ZM192 190V191H191ZM195 190V191H194ZM197 190H198V192H201V193H199L198 194V192H197ZM225 190V191H224ZM249 190V191H248ZM9 191V192H8ZM35 191V192H34ZM39 191V192H38ZM57 191H60V192H57ZM65 191V192H64ZM148 191V192H147ZM150 191H154V192H156V195L154 194V192H150ZM159 191H160V193H159ZM165 191V192H164ZM205 191V192H204ZM223 191V192H222ZM227 191V192H226ZM236 191V192H235ZM11 192V193H10ZM17 192V193H16ZM48 192V193H47ZM64 192V193H63ZM68 192V193H67ZM79 192H80V190H79ZM150 192V193H149ZM196 193L197 195H196V197L197 196H199L200 194V198H199V201H201V199H206V200H204L205 202H207V198H209V200H210V203L208 202V204L206 205V203L205 204H203V205H201L202 204V202H194L193 201V199L194 198H196V197H194V198H192L193 196H195V195H193V193ZM204 192V193H203ZM233 192V193H232ZM245 192L247 193V194H245ZM8 193H10V194H8ZM33 193V194H32ZM36 193V194H35ZM38 193V194H37ZM41 193V195L38 197V195ZM50 193H52V194H50ZM55 195H54V194ZM66 193V194H65ZM100 193V194H99ZM140 193V194H139ZM142 193H144V194H142ZM151 193H153L154 195H155V197L153 198L154 200H151L152 202L151 203H149V200H148V198H150L151 196L153 197L154 195H152ZM189 193V194H188ZM194 193V194H195ZM207 193V194H206ZM209 193V194H208ZM212 193V194H211ZM217 193V194H216ZM236 193V194H235ZM249 193V194H248ZM257 193V194H256ZM31 194V195H30ZM44 194H45V196H44ZM64 194V195H63ZM150 194V195H149ZM221 194H223V195H221ZM254 194V195H253ZM29 195L31 196V198H29ZM35 196V198H34V196ZM42 195H43V198H42ZM47 195V196H46ZM53 195V196H52ZM57 195H58V197H57ZM100 195V196H99ZM103 197H102V196ZM104 195H105V197H104ZM143 195V196H142ZM177 195H175V199H176V196ZM191 195V196H190ZM193 195V196H192ZM207 197H206V196ZM214 195V196H213ZM233 195H235V197L233 196ZM244 195V196H243ZM51 196V197H50ZM84 196V197H83ZM132 196V197H131ZM140 196V197H139ZM148 196V197H147ZM150 196V197H149ZM158 196H159V198H160V200H159V198H158ZM203 196V197H202ZM210 196V197H209ZM219 196V197H218ZM223 196V197H222ZM245 196H246V198H245ZM10 197H9V199H10ZM33 197V198H32ZM38 197V198H37ZM45 197H46V200H45ZM56 197V198H55ZM114 197V198H113ZM116 197H117V200H116ZM145 199V201L143 200V198ZM215 197H216V199H215ZM219 199H218V198ZM220 197H221V199H220ZM225 197V198H224ZM243 197V198H242ZM1 198H2V200H1ZM16 198V199H17ZM85 198V199H84ZM133 198H135V199H133ZM167 198V199H166ZM211 198V199H210ZM227 198H229V199H227ZM252 200H251V199ZM33 199H35V202L33 203ZM47 199L50 201V203L47 201ZM54 199V200H53ZM67 199H68V197H67ZM81 199V200H80ZM102 199V200H101ZM152 199V198H151ZM165 199V200H164ZM188 199V200H187ZM197 200H198V197L196 198ZM235 199H236V201H235ZM245 199H246V201H245ZM259 199V200H258ZM40 200V201H39ZM69 200V199H68ZM104 200V201H103ZM108 200H109V202L110 201H112V202H114L113 204L111 203H109L108 202ZM115 200H116V202H115ZM136 200V201H135ZM160 202V204L158 205V201ZM165 202H164V201ZM172 200V199H171ZM170 200V201H171ZM212 200V201H211ZM225 200V201H224ZM238 200V201H237ZM239 200H241V202L239 201ZM1 201L3 202V203H1ZM36 201H38V202H36ZM94 201V202H93ZM100 201V202H99ZM118 201V202H117ZM144 201V202H143ZM147 201V202H146ZM173 201H174V199H173ZM181 201V200H180ZM203 201V200H202ZM203 201V202H204ZM214 201V202H213ZM230 201H232V202H230ZM250 201V202H249ZM19 202V203H18ZM39 202H43V203H39ZM52 202H53V204H52ZM91 202V203H90ZM103 202V203H102ZM122 202V203H121ZM131 202V203H130ZM138 202H139V204H138ZM158 202V203H157ZM167 202L168 203H170V208L168 207V210H170V211H168L167 213H172V215H173V217H172V219H171V223H172V226H170V224H168L169 226H170V230H172L173 231V226L175 227L176 225V230H174L173 232H174V234H171V235H173V236H170V237H168V233L170 232L171 233V231H168V233L167 232H165L164 230H162V228L160 229V228H157V229H153L152 230V228H147L146 227V225H144V224H146V221H145V219H147V218H149V217H151V214L152 213H154V211L156 210V211H160L159 209L160 208H158V207H163L162 209L163 210H165V209H167V207L165 208V206H166V204H167ZM172 202V201H171ZM186 204H185V203ZM193 202H194V204H193ZM232 203V204H230V203ZM238 202H239V204H238ZM35 203H38V207L36 206V204ZM47 203H48V205H47ZM58 205H57V204ZM94 203V204H93ZM106 203V204H105ZM141 203V204H140ZM144 203V204H143ZM147 203V204H146ZM157 203V204H156ZM181 203H182V205H181ZM212 203V204H211ZM215 203V204H214ZM225 203V204H224ZM229 203V204H228ZM237 203V204H236ZM242 203V204H241ZM246 203L248 204V205H246ZM4 204V205H3ZM18 204V205H17ZM44 204V205H43ZM51 204L53 205V206H51ZM77 204V205H76ZM109 204V205H108ZM122 204V205H121ZM123 204H124V206H123ZM153 207H150L149 208V206L150 205ZM163 204V205H162ZM193 204V205H192ZM217 204V205H216ZM228 204V205H227ZM23 205V206H22ZM25 205V206H24ZM99 205V206H98ZM114 205V206H113ZM141 205V206H140ZM149 205V206H148ZM189 205V206H188ZM211 207H210V206ZM213 205H214V208H213ZM222 205V206H221ZM233 205H234V207H233ZM244 205V206H243ZM246 205V206H245ZM15 206V207H14ZM19 206V207H18ZM29 206H31L30 208H29ZM40 206V207H39ZM45 208V209H43V207ZM46 206H47V208H46ZM85 206H86V208H85ZM102 206V207H101ZM105 206V207H104ZM108 206V207H107ZM111 206V207H110ZM118 206V207H117ZM140 206V207H139ZM148 206V207H147ZM157 206V207H156ZM179 206H181V208H179ZM183 206V207H182ZM184 206H186V207H184ZM207 206V207H206ZM216 206V207H215ZM231 206V207H230ZM239 206V207H238ZM20 207H22V209L20 208ZM25 207H27V208H25ZM52 207V208H51ZM80 207H82V208H80ZM200 207H201V209H200ZM221 207H223V208H221ZM8 208H10L11 209V212H10V209L8 210ZM14 208V209H13ZM25 210H27V213H26V216L28 215V211H29V215L27 216V219H25V214L23 213V211H24V209ZM38 208H40V209H38ZM42 208V209H41ZM78 208V209H77ZM81 210H80V209ZM143 210H142V209ZM149 208V209H148ZM154 208H157V209H155L154 211L153 210H151V209H154ZM216 208V209H215ZM228 208V209H227ZM244 208V209H243ZM30 209V210H29ZM37 209V210H36ZM50 209V210H49ZM102 209V210H101ZM126 210V213L127 212H132V214L134 213V214H137V216H138V219H139V221L140 222H143V220L145 221V223L144 224H142V223H139V224H137V223H134L135 221H136V218H135V216H132L131 218H130V221H131V223L129 222L128 224H125V221L126 220H128V217H126V214H125V212H123L122 211V213H121V210ZM134 209V210H133ZM141 209V210H140ZM161 209V210H162ZM179 209V210H178ZM182 209V210H181ZM185 209V210H184ZM213 209V210H212ZM225 209V210H224ZM248 209V210H247ZM5 210V211H4ZM7 210H8V212H7ZM22 210V211H21ZM32 210V211H31ZM35 210H36V212H35ZM39 210H41V212L39 211ZM43 210V211H42ZM60 210V211H59ZM83 210V211H82ZM87 210H89V211H87ZM95 210V211H94ZM105 210V211H104ZM111 210V211H110ZM117 210H118V212H117ZM133 210V211H132ZM136 210V211H135ZM138 210L140 211L139 213H140V215H139V213H137L138 212ZM147 210H149V211H147ZM162 210V212H156L155 213V216H156V218L157 219H159V218H161L162 217V219H160V220H162L163 222H164V220H166V217H169L170 216V214H168V216H166V217H164L165 216V213H166V210L165 211H163ZM191 210H193L192 211V213H191ZM201 210V211H200ZM205 210V212H203V211ZM220 210V211H219ZM232 210V211H231ZM233 210H235L234 212H233ZM46 211V210H45ZM58 211V212H57ZM79 211V213H77ZM91 211V212H90ZM100 211H101V213H100ZM114 211H116V212H114ZM142 211H144V212H142ZM147 211V212H146ZM178 211H179V213H178ZM189 211V212H188ZM210 211V212H209ZM230 211V212H229ZM241 211H243V212H241ZM246 211V212H245ZM21 212V213H20ZM31 212V213H30ZM34 212V213H33ZM42 212H44V214H45V216H44V214L42 213ZM73 212V213H72ZM163 212H165V213H163ZM174 212V213H173ZM180 212H182V213H180ZM202 212V213H201ZM218 212V213H217ZM231 212L233 213V214H231ZM3 213V214H2ZM5 213V214H4ZM10 213V215H8ZM11 213H13V216H12V214ZM20 213V214H19ZM36 213V214H35ZM40 213V216L37 218V216H38V214ZM59 213H61V214H59ZM77 213V214H76ZM93 215V213H94V215H95V217H93L94 219H92V215ZM104 213V214H103ZM119 213V214H118ZM159 213H163V215L164 216H162V215H160L159 216ZM187 213V214H186ZM202 215H201V214ZM204 213V214H203ZM213 213H215V215L213 214ZM219 213H221V214H219ZM225 213V214H224ZM244 213V215H246L245 217H248V219H250L251 217H252V220H253V218H254V220L255 221H253L251 224H249V227L248 226H244L245 224L246 225H248V223H250V222H248L247 221V223L246 222H244L243 224H242V226H244L243 228L241 227V224L240 223H242V222H240L239 221V224H238V220H241L242 221V219L241 218H239L242 214ZM253 213V214H252ZM14 214H16V215H14ZM31 214H32V216H33V218H36V221H35V219H32V216H31ZM71 214V215H70ZM76 214V215H75ZM112 214V215H111ZM146 214V215H145ZM193 214H196V217L199 219V217H201V218H205L206 217V220H208V218L210 217H212L211 218V220H215L216 221V224H218V223H221V225H222V222H224V220H226V219H228V221H229V219L230 218H228V217H230L229 216V214L231 215V218H234V216H236V218H234V222L232 223V226L231 225H228V224H230V222H228L227 223V220H226V222H224V227L226 226L227 227V225H228V229L230 230V228H231V230H233L232 232H229V231H225V232H223V229L221 230L222 232H220V227H221V225H219V231L217 230V228L215 229V228H213L212 229V227H211V229H207V230H205V228H207L208 226L210 227V225L209 224H207V225H205V222H203L204 220L203 219H200V220H202V221H200V222H203V224L205 225V228L204 227H202V229H201V231H203L202 233H201V231L199 230L201 227V223L199 224V231L200 232H198V230H196V229H193L194 227H195V225H193L194 223H195V221L194 220H192L190 217H191V215L192 216H194L195 217V215H193ZM198 214H199V216H198ZM235 214V215H234ZM241 214V215H240ZM248 214V215H247ZM255 214V215H254ZM2 215H3V217H5V218H3L2 217ZM41 215H42V217H41ZM63 215V216H62ZM84 215V216H83ZM89 215H90V217H89ZM98 215V216H97ZM99 215H103V216H99ZM120 215V216H119ZM124 215V216H123ZM142 215H143V217H142ZM153 215V214H152ZM181 215V216H180ZM187 215H189V216H187ZM240 215V216H239ZM243 215V216H244ZM14 216H16L17 218H15ZM19 216V217H18ZM29 216H30V218H29ZM44 216V217H43ZM67 216H71L72 218H73V220H72V218L71 217H67ZM76 216V217H75ZM83 216V217H82ZM124 218H123V217ZM175 216V217H174ZM180 216V217H179ZM185 216H186V218L187 217H189V219L187 218H185ZM233 216V217H232ZM237 216H238V218H237ZM21 217V218H20ZM75 217V218H74ZM80 217H82V218H80ZM105 217V218H104ZM108 217V218H107ZM165 219H164V218ZM194 217H193V219H194ZM208 217V218H207ZM215 217H216V219H215ZM219 217H220V219H219ZM242 217V216H241ZM256 217V218H255ZM9 218H11V219H9ZM39 218H42V219H40L39 220ZM49 218V219H48ZM71 218V219H70ZM80 218V219H79ZM96 218V219H95ZM127 218V219H126ZM133 218V219H132ZM209 218V219H210ZM9 219V220H8ZM18 219H20L19 220V222L17 223V221H18ZM25 219V220H24ZM38 219V220H37ZM48 219V220H47ZM68 221H67V220ZM78 219H79V221H78ZM98 219V220H97ZM102 219V220H101ZM114 219V220H113ZM116 219V220H115ZM124 219H126V220H124ZM141 219V220H140ZM143 219V220H142ZM164 219V220H163ZM167 219H169V218H167ZM244 219V218H243ZM248 219H245V220H248ZM4 222H3V221ZM11 220H12V222H11ZM14 220V221H13ZM24 220V221H23ZM28 220V222H26ZM30 220L32 221V222H30ZM99 220H101V221H99ZM122 220H123V222H124V224L122 223ZM133 220H134V222H133ZM191 220L192 221H194V222H192L191 223ZM221 222H220V221ZM63 221V222H62ZM81 221V222H80ZM92 221V222H91ZM94 221H96V222H94ZM103 221V222H102ZM105 221V222H104ZM167 221V220H166ZM197 221H199V220H197ZM233 221V220H232ZM244 221V220H243ZM251 221V220H250ZM3 222V223H2ZM44 222V223H43ZM47 222V223H46ZM74 222V223H73ZM76 222V223H75ZM78 222V223H77ZM91 224H90V223ZM93 222H94V224H93ZM99 222V223H98ZM116 222V223H115ZM159 222V221H158ZM178 222V223H177ZM208 222V221H207ZM206 222V223H207ZM212 222V221H211ZM5 223V224H4ZM26 223H27V226H26ZM41 223H43V224H41ZM61 223L63 224V225H61ZM119 223V225H117ZM126 223H127V221H126ZM174 223H177V224H175V225H173ZM180 223V224H179ZM190 223H191V226H193V227H191L190 226ZM215 223V222H214ZM227 225H226V224ZM235 223V224H234ZM257 223V224H256ZM12 224V225H11ZM15 224V225H14ZM18 224V225H17ZM21 224V225H20ZM22 224H24L25 225V227H23L22 226ZM33 224H35V225H33ZM38 224V225H37ZM71 224V225H70ZM130 224V226H128ZM136 224V225H135ZM150 224H151V222H150ZM166 224V223H165ZM196 224V227H197V224L198 223H195ZM215 224V225H216ZM234 224V225H233ZM30 225V226H29ZM31 225L33 226V227H31ZM70 225V226H69ZM93 225V226H92ZM103 225V226H102ZM214 225V226H215ZM218 225H217V227H218ZM252 225V226H251ZM10 226V227H9ZM14 226V227H13ZM42 226V227H41ZM58 226V227H57ZM81 226V227H80ZM98 226H100V227H98ZM104 226H105V228H104ZM121 226L123 227V229L121 228ZM125 226V227H124ZM135 226H137V227H135ZM142 226L144 227V228H142ZM190 226V227H189ZM229 226H230V228H229ZM235 227V228H233L232 229V227ZM240 226V227H239ZM262 226V227H261ZM2 227V228H1ZM17 227V228H16ZM19 227V228H18ZM21 227H23L25 230L23 231V228L21 229ZM65 227V228H64ZM94 227V228H93ZM97 227V228H96ZM117 227V228H116ZM134 227V228H133ZM146 227V228H145ZM195 227V228H196ZM224 227H222V228H224ZM225 227V228H226ZM254 227V228H253ZM7 228V229H6ZM11 228V229H10ZM35 228V229H34ZM56 228H57V230H56ZM61 228V229H60ZM172 228V229H171ZM192 230H191V229ZM224 228V229H225ZM10 229V230H9ZM21 229V230H20ZM73 229H74V232H73ZM81 229V230H80ZM132 229V230H131ZM134 229V230H133ZM139 229V230H138ZM140 229H141V232H140ZM149 229H151V231L149 230ZM159 229V230H158ZM245 229V230H244ZM257 229V230H256ZM33 230V231H32ZM69 230V231H68ZM77 232H76V231ZM87 230H89V231H87ZM127 230V231H126ZM146 230H148V231H146ZM184 230H185V232H184ZM196 230V231H195ZM212 230V231H211ZM226 230V229H225ZM260 232H259V231ZM28 231V232H27ZM30 231V232H29ZM66 233H65V232ZM68 231V232H67ZM80 231V232H79ZM92 231V232H91ZM119 231V232H118ZM123 231V232H122ZM163 231V232H162ZM176 231V232H175ZM179 231V232H178ZM183 231V232H182ZM207 231H208V233H207ZM215 231V232H214ZM25 232H27V233H25ZM47 232V233H46ZM48 232H50L49 234H50V236H49V234H48ZM61 232V233H60ZM63 232V233H62ZM83 232V233H82ZM125 232H126V234H125ZM149 232V233H148ZM189 232L191 233L190 234V236H192V238L193 239H191V237L189 236ZM205 232H206V234H205ZM213 232V233H212ZM228 233L229 234V236H228V234H225L224 235V233ZM21 235H20V234ZM23 233V234H22ZM33 233V234H32ZM65 233V234H64ZM81 233V234H80ZM122 233V234H121ZM133 233V234H132ZM137 233V234H136ZM140 233V234H139ZM170 233H169V235H170ZM176 233H178V234H176ZM184 233V234H183ZM204 233V234H203ZM223 233V234H222ZM12 236H11V235ZM14 234V235H13ZM17 234V235H16ZM24 234L25 235H28L27 237L25 236L24 237ZM52 234V235H51ZM54 234V235H53ZM59 234V235H58ZM63 234H64V236H63ZM128 234V235H127ZM156 235V236H153V235ZM166 234V235H165ZM185 234H188L187 236H185ZM203 236H201V235ZM212 236H211V235ZM215 236H214V235ZM222 234V235H221ZM233 234V235H232ZM33 235L35 236V237H33ZM55 235H57V236H55ZM78 235L80 236V235H82V236H80V237H78ZM135 235V236H134ZM176 235V236H175ZM197 235V236H196ZM208 235H210V236H208ZM221 235V236H220ZM234 235H235V237H234ZM22 236H23V238L25 239V242L27 241L28 242V244H27V242L26 243H24V239H22ZM130 236V237H129ZM132 236V237H131ZM133 236H134V238H133ZM164 236V237H163ZM182 236V237H181ZM183 236H185V237H183ZM195 236V237H194ZM11 237V238H10ZM19 237H20V239H19ZM29 237V238H28ZM31 237V238H30ZM48 237V238H47ZM50 237V238H49ZM75 237V238H74ZM82 237V238H81ZM121 237H122V239H121ZM127 237H129V239L127 238ZM141 237H143V238H141ZM160 237H162V238H160ZM174 237V238H173ZM35 238V239H34ZM41 238V239H40ZM53 240H52V239ZM139 238V239H138ZM157 238H159V239H157ZM179 238H181V239H179ZM184 238V239H183ZM185 238H187V239H185ZM210 238H211V240L212 241H210ZM12 239V240H11ZM17 239H18V241H17ZM39 239V240H38ZM47 239V240H46ZM60 239V240H59ZM63 239V240H62ZM134 239V240H133ZM151 239V240H150ZM154 239V240H153ZM174 239H175V242H174ZM195 239V240H194ZM217 239V240H216ZM230 239V240H229ZM238 239V240H237ZM23 240V241H22ZM32 240H34V241H31ZM75 240V241H74ZM128 240V241H127ZM182 240V241H181ZM194 240V241H193ZM231 240H233V241H231ZM11 241V243H9ZM48 241V242H47ZM52 243H50V242ZM77 241V242H76ZM121 241H123V242H121ZM127 242V244H126V242ZM144 241V242H143ZM158 241H160V243L158 242ZM181 243H180V242ZM201 241V242H200ZM206 242V243H204V242ZM237 243H236V242ZM14 242V243H13ZM18 242H20L19 243V245H18ZM40 242H43V244L42 243H40ZM119 242V243H118ZM121 242V243H120ZM136 244H135V243ZM142 242V243H141ZM193 242H194V244H193ZM211 242V243H210ZM226 242H227V244H226ZM8 244V246H9V248H8V246H7V244ZM30 243V244H29ZM35 244V245H33V244ZM45 243V244H44ZM49 243V244H48ZM189 243V244H188ZM223 243H224V245L226 246H224L223 245ZM236 243V244H235ZM13 244V246H11L10 247V245H12ZM17 244V245H16ZM58 244V245H57ZM152 244V245H151ZM158 245V246H156V245ZM173 244V245H174ZM184 244V245H183ZM189 246H188V245ZM193 244V245H192ZM204 244V245H203ZM230 244V245H229ZM235 244V245H234ZM26 245V246H25ZM75 245V246H74ZM144 245V246H143ZM149 245H151L150 247H149ZM197 245V246H196ZM213 245H216L215 247L213 246ZM222 246L223 247V249L221 248V250H220V248L219 247H217V246ZM233 245V247H231ZM241 245V246H240ZM6 246V247H5ZM39 246V247H38ZM43 246V247H42ZM47 247V249H46V247ZM152 246H153V248L155 249H153L152 248ZM186 246V247H185ZM195 246V247H194ZM207 246H209L208 248H207ZM54 247V248H53ZM68 247H69V249H68ZM118 247V248H117ZM130 247V248H129ZM146 247L147 248H149V253H148V249H146ZM157 247V248H156ZM192 247V248H191ZM203 247V248H202ZM211 247H213V248H211ZM227 247H229V248H227ZM240 247V248H239ZM243 247V248H242ZM13 248V249H12ZM51 248V249H50ZM74 248V249H73ZM110 248V249H109ZM125 248H127V249H125ZM134 248V249H133ZM145 248V249H144ZM152 248V249H151ZM161 248H163V249H161ZM171 248V247H170ZM169 248V249H170ZM217 248H219V250L217 249ZM232 248V249H231ZM8 249V250H7ZM10 249H12V250H10ZM27 249H28V251H27ZM30 249H32V250H30ZM38 249V250H37ZM56 249H57V251H56ZM66 249V250H65ZM109 249V250H108ZM129 249H132V252H131V250H129ZM199 249V250H198ZM228 249V250H227ZM229 249L231 250V251H229ZM46 252H45V251ZM76 250V251H75ZM112 250V251H111ZM141 250V251H140ZM144 250V251H143ZM164 250V251H163ZM171 250V249H170ZM169 250V251H170ZM175 250V249H174ZM173 250V251H174ZM211 250H213V251H211ZM214 250H215V253H214ZM245 250V251H244ZM35 251V252H34ZM38 251V252H37ZM41 251V252H40ZM48 251V252H47ZM51 251V252H50ZM60 251V252H59ZM73 251V252H72ZM135 251H137V252H135ZM146 251V252H145ZM159 251V252H158ZM167 251V250H166ZM176 251V250H175ZM219 251H220V253H219ZM6 252V253H5ZM29 252V253H28ZM58 252V253H57ZM79 252V253H78ZM145 252V253H144ZM150 252H152V261H151V256H150ZM155 252V253H154ZM168 252V251H167ZM229 252H231V253H229ZM238 252V253H237ZM239 252H242V253H239ZM4 253V254H3ZM13 253V254H12ZM15 253V254H14ZM32 253V254H31ZM51 253H53V254H51ZM64 253V254H63ZM69 253V254H68ZM113 253V254H114ZM128 253V254H127ZM131 253V254H130ZM134 253V254H133ZM142 253H143V255L145 256L146 255V257H144L143 255H142ZM158 253V254H157ZM165 253V252H164ZM163 253V254H164ZM171 253H172V251H171ZM192 253V254H191ZM202 253V254H201ZM207 253V254H206ZM212 253V254H211ZM223 253V254H222ZM41 254V255H40ZM42 254H44V255H42ZM60 254V255H59ZM136 254H137V256H136ZM205 254V255H204ZM14 255V256H13ZM40 255V256H39ZM49 255V256H48ZM81 255V256H80ZM129 255V256H128ZM149 255V256H148ZM193 255V256H192ZM210 257H209V256ZM216 255H218V258H219V256H220V258H219V260H218V258H217V256ZM222 255V256H221ZM225 255V256H224ZM228 255V256H227ZM11 256V257H10ZM16 256V257H15ZM29 256H32V257H34V258H32V257H29ZM44 256V257H43ZM47 256V257H46ZM70 256V257H69ZM84 256V257H83ZM125 256V257H124ZM131 256V257H130ZM148 256V257H147ZM201 258H200V257ZM26 257V258H25ZM42 257V258H41ZM180 257H182V258H180ZM190 257V258H189ZM204 257H205V259H204ZM209 257V258H208ZM214 257V258H213ZM223 257H225V258H223ZM241 257V258H240ZM27 258H29V259H27ZM31 258V259H30ZM50 258V259H49ZM52 258V259H51ZM133 258V259H132ZM148 258V259H147ZM175 258V259H174ZM185 258V259H184ZM199 258V259H198ZM208 258V259H207ZM26 259V260H25ZM134 259H135V262H134ZM150 259V260H149ZM174 259V260H173ZM214 259H215V261H214ZM222 259V260H221ZM231 259V260H230ZM240 259H241V261H240ZM11 260H9L8 262H4V263H0V264H9V262L11 261ZM46 260V261H45ZM54 260V261H53ZM80 260V261H79ZM182 260V261H181ZM190 260V261H189ZM198 260V261H197ZM201 260V261H200ZM224 260V261H223ZM226 260V261H225ZM238 260V261H237ZM246 260V261H245ZM20 261V259H18V262ZM70 261V262H69ZM121 261H123V262H121ZM142 261V262H141ZM146 261V262H145ZM151 261V262H150ZM179 261H181V262H179ZM196 263H195V262ZM54 262V263H53ZM73 262V263H72ZM188 262V263H187ZM191 262V263H190ZM203 262V263H202ZM208 262V263H207ZM43 263V264H44ZM40 264H42L41 262H40Z\"/></svg>", "mask_w": 264, "mask_h": 264}]
</instances>
